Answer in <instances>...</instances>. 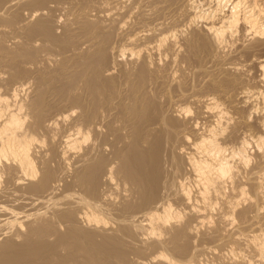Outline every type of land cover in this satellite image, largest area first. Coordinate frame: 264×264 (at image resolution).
I'll use <instances>...</instances> for the list:
<instances>
[{
    "label": "rangeland",
    "instance_id": "1",
    "mask_svg": "<svg viewBox=\"0 0 264 264\" xmlns=\"http://www.w3.org/2000/svg\"><path fill=\"white\" fill-rule=\"evenodd\" d=\"M2 1V2H1ZM10 1H13V0H10ZM9 0H0V8L1 7H4V6H6L7 4V6H9L10 4L9 3H11ZM27 1V0H26ZM25 0H23V2L22 1H20V3L18 2V4L16 3V1L14 2L15 4V7H13L12 8V10H10L9 11V13L8 12H6V14L4 15L5 17H1L0 18V23H1V25H0V27H2V26H4V28H3V31L0 29V35L2 36H4V37H0V44L2 43V45L0 46V49H1V51H0V59L2 58V57H4V58H2L1 60H0V62L1 61H3L4 63H0V76H3V77H1L0 78V84H2L3 85V87H2V85H0L1 87H0V89H2V93H4V92H7V90H10V89H12L11 87H12V83H10V82H12L13 80H12V77H14L13 79L14 80H17V81H19L20 79L22 80V79H24V81H26V80H28V79H30V80H28L26 83H28V84H26V86H25V92H24V90L20 93L22 96H24V97H22V98H20V95H19V100H23L24 102H25V105L27 106H24V108L21 110V114H22V116H23V118H24V120H25V127L28 125V127L29 128H31L32 130V132H37L36 133V141L34 142V148H33V150H32V153L33 154H31V155H33L32 156V161L34 160L35 162H33V164L35 163V165H34V167L36 168L37 166H38V169L36 168L35 170L37 171V174L36 175H39V176H36L37 177V179L36 178H34L35 180H28V182H27V180H25L24 181V183H23V185H24V187H22L23 185H21V184H16V178H18V175H20V176H22L20 173H17L16 171H15V166L14 165H12V168L10 169V171H14V172H12V173H10L9 174V176L7 175V174H3L2 176H3V178H2V176H1V178H0V185L2 184V190H1V188H0V192L2 191H4L3 193H1L0 194V201H2V204H1V202H0V206L2 205H4L5 204V206H3V207H6V205L7 206H9V207H6V208H10L11 207V209H13V210H16L15 212L17 213H19L20 214V216L22 217H24V216H26V215H30V217L31 218H29V221L30 222H34V223H36L37 224V228L39 227V229L38 230H40V228H41V230L40 231H37V233L35 234V235H37V234H39L38 232H41V231H43V233H44V229L46 230V233L45 234H43V238H42V242H43V244L45 243H47L45 246L47 247V246H49L50 248L49 249H54V253H55V255H54V253H53V251H51L50 253H48V254H46L45 255V258H42V260L43 261H41V259H39V253L38 254H36V253H34V254H36V256L34 255V256H32L31 257V260H32V262L31 263H33V264H39V261H41V263L40 264H99L98 262H96V261H90V262H88L87 261V263H86V260H89V255L90 254H87L85 251H82L81 249H78L79 247H75L74 248V245H75V243H73V242H76L77 241V239H76V237H75V235H73V234H70V224H68V223H66L65 221H63L60 217H59V213H60V211H62V213L63 212H69V211H71V210H73V205H75L76 203V205L74 206V210L76 211V212H78V213H76L75 211V213L74 214H77V215H75V217L74 218H76V216L78 217V216H81L80 214L81 213H83V212H85V207H86V205L88 204H85V203H83L82 201V205H81V203H79L80 202V200H82L84 197H86V199H88V201L89 200H91V199H93L92 201H94V198H90V195L91 194H89L88 196H89V198H88V196H87V194L88 193H90L88 190H89V188H88V186H87V188H88V190L86 189V185L84 186V185H81V184H76V182L75 183H70V181H72L73 179H74V181H75V176L74 175H76V173L75 172H77L76 170H78V169H80V164H82L83 162H81V163H78L79 162V158L81 159V160H83L84 159V155L88 152V150H91V146H93L92 148L93 149H98L99 150V148H97L95 145H93L94 143H91V140H93V142H102V140H100V139H104V140H106L107 141V143H108V145H106L105 146V150H104V152H100V150L99 151H97L96 149V151H95V154H97V156H95L94 158L95 159H98V160H96V161H98V165H104L105 167H106V165H109V164H111V163H113V162H120V159H122V158H120V157H116V156H112V158L114 159V161L112 162H110V159H112V158H110L111 157V155H115V153L117 152H119L120 150H121V148H122V150L123 149H125L126 150V152H125V154L127 155V154H129V150L131 151L130 152V154L132 153V151H133V142L134 141H132V140H135V136L136 135H133L135 132V134H137V131H136V129H129V131L130 130H132L133 131V134H131V132L132 131H130V132H127V131H123V130H119L120 131V133H119V131H118V133H119V135H118V133H115L114 131V135H112V134H110L109 136L108 135H106L107 134V131H108V129L107 130H105L104 129V131L103 132H97L98 133V136H96L95 134H97L96 132L95 133H92L91 135V138H93V139H89V143L87 142V141H81V143L79 144L80 146L78 147V149L76 148V149H70L69 151H71V155H72V158H71V155L69 154V153H67V155H69V156H66V154H65V156H66V160L63 158V155H59V153H61V151L63 152L64 150H66V147L64 146V143H63V139L65 138V136L67 135V134H69V133H71L70 131H67V129L68 128H66L68 125L70 126V125H72V126H70L69 127V129H72V128H74L75 127V124H77L78 123V120H79V118H80V116H82V115H84L85 114V110H86V108L88 107L89 108V102H90V104H91V102H92V94L86 89V84H85V82H83V80L82 79H76V81H74L75 82V84L73 83V87H72V84H69L74 78H76L75 77V74H72L71 76L70 75H66V76H70V77H63V75H61L62 73H66V72H62V71H64V68H66V66H67V69H69V68H71V66H72V68H73V70L72 69H69V72L72 70V72H78L79 71V69H80V72H82L83 70H86L85 69V66H86V68H87V65H89V63L91 64V63H93L95 60H97L100 56H97L98 55V53L97 52H100L99 51V49L100 50H104V54H102V55H104L105 56V54H106V56L108 57V60H109V63H110V61L111 62H114L115 60V58H116V53L115 52H117V51H114V52H112L114 49H118V48H120V46L122 47L123 46V44L125 45V43H127V41H126V39L131 35V34H133V32H135V33H137V29L139 28V29H141V30H139L138 29V32H140V31H142L143 33H145L147 30H151L152 32H153V29H154V32H153V34H156V32H157V34L159 33L160 34V32L162 33V32H164L165 31V28H166V31L168 30H170V28L171 29H177L179 26V28L180 29H182L183 31H182V33L178 30V32L177 33H180V34H176L174 37H172L173 38V42L171 41L172 40V38L169 40V42H168V44L169 43H172V44H176V43H178L181 39H184L183 37L185 36V38H187V37H189V36H191L192 35V33H191V35H190V32L189 31H192V32H198V30H202V28H203V23H201V25L202 26H200V23L199 24H196L195 26H190V25H188L187 24V22H188V16H191L193 13H194V10L193 9H189L188 10V8L187 7H185L184 5L186 4V6L188 5L187 3H186V1H189L190 2V0H179V1H182V3L180 2L179 3V1L178 2H176V0H173V3H174V6L172 5L173 3H172V1L171 0H167L168 2H165L166 3V5L167 6H165L164 4H162L161 3V5H160V7L159 8H161V10H159V12H155L154 14H156V15H154L153 17H154V19H155V21H154V19L152 18V17H150L152 14H150V15H147V16H142L141 15V8H143L142 6V4L141 3H145L144 5V8L143 9H145V10H148V7H149V9L151 10V5H153L154 3H156L158 0H150L151 2H149V1H143V0H104L105 1V4H103V2H102V0H50L51 2H49V0H37V1H40V3H37V4H42V8H39L40 6L38 5H33V7H32V5H29L28 4V2H26ZM30 1V0H29ZM44 1H46L45 3H46V5H44L45 3H44ZM62 1V2H61ZM70 1V2H69ZM76 1V2H75ZM80 1H81V3H80ZM83 1V2H82ZM111 1V2H110ZM114 1H116L115 3L117 4V6H116V4L115 3H113ZM133 1V2H132ZM134 1H136V3L134 2ZM142 1V2H141ZM154 1V2H153ZM156 1V2H155ZM162 1H164V0H162ZM162 1H158V2H162ZM175 1V2H174ZM192 1V0H191ZM196 2H197V4H201V5H203V3H206V4H204L203 5V7L202 8H204V9H209L211 6L214 8L215 6H217L216 4H217V2H215L214 0H195ZM200 1V2H199ZM211 1V2H210ZM213 1V2H212ZM9 2V3H8ZM24 2H26V4L24 3ZM43 2V3H42ZM57 2H58V4H57ZM66 2H68L69 4L67 5V3ZM75 2V3H74ZM78 2V3H77ZM118 2V3H117ZM127 2V3H126ZM130 2V3H129ZM137 2H138V4L140 5V6H138V4H137ZM170 2H171V8H170ZM202 2V3H201ZM209 2V3H208ZM3 3V4H2ZM22 3H24V4H22ZM34 3V2H33ZM54 3V4H53ZM60 3H62V6H63V4L65 3L66 5H65V7L63 6V8H61L62 6H61V4ZM71 3H72V5H71ZM83 3V4H82ZM113 3V4H112ZM132 3V4H131ZM147 3V4H146ZM169 5H168V4ZM176 3V4H175ZM179 5H178V4ZM212 3V4H211ZM49 4V5H48ZM51 4L54 6H51ZM78 4V5H77ZM136 4H137V6H136ZM150 4V5H149ZM180 4H181V7H179L180 6ZM196 4V3H195ZM210 4H211V6H210ZM215 6H214V5ZM25 5V6H24ZM28 7H27V6ZM58 6V9H57V6ZM70 5V6H69ZM130 5V7L132 6V8H129L128 6ZM147 5V6H146ZM183 5V6H182ZM206 5V6H205ZM6 6V7H7ZM30 6V7H29ZM44 6H46V7H44ZM48 6V7H47ZM59 6H61V7H59ZM77 8H76V7ZM80 6V7H79ZM173 6V7H172ZM22 7V8H21ZM36 7V8H35ZM38 7V8H37ZM54 9H53V8ZM74 7V8H73ZM87 7V8H86ZM91 7V8H90ZM125 7H127V8H125ZM137 7H138V9H137ZM164 7V8H163ZM165 7H166V9H165ZM176 7V9H181V11L179 10V12H178V10H176V9H172V8H175ZM179 7V8H178ZM183 7H184V9H183ZM209 7V8H208ZM210 8V9H213V8ZM226 7H227V9H226ZM47 8V9H46ZM48 8H51V9H48ZM60 8V9H59ZM69 8V9H68ZM134 8V9H133ZM140 8V9H139ZM163 8V9H162ZM187 8V9H186ZM228 8H230V5H226L221 11H218V13H219V15H223V13H224V15H225V13H227V11H229L228 10ZM25 9V10H24ZM34 9L36 10V9H39V14H38V16L40 17V18H42L43 20L45 19V20H48L49 21V23L50 24H52V25H50V26H52V28L51 29H53V27H54V29H56L57 30V33H56V30L54 31V29H53V35H54V37H55V39H59L60 38V40H55L53 37L52 38H47V37H42L43 35H41V37H40V35H39V33L38 32H36L35 34H31V36L30 35H28L29 33H30V31L28 32V30L29 29H27L28 28V26L27 25H30V26H32L34 23L36 24L37 22H38V19H40L39 17H32L33 18V20H32V18H31V15H32V13H34L35 11H34ZM42 9V10H41ZM44 9V10H43ZM82 9V10H81ZM142 9V10H143ZM165 9V10H164ZM224 9H226V10H224ZM19 11V12H14V11ZM31 10H33L34 12H32ZM48 10H50L49 12H51L50 14H48ZM58 10V11H57ZM62 10V11H61ZM71 10V11H70ZM132 10V11H131ZM136 10V11H135ZM140 10V11H139ZM170 10V11H169ZM172 10V11H171ZM174 10H175V14H174ZM188 11L189 13H187V12H185V11ZM21 11V12H20ZM27 11V12H26ZM29 11V12H28ZM30 11H31V15H30ZM40 11H41V13L42 14H44L45 12L47 13V15H50V16H47V15H45L44 14V16H46V17H42V14L40 13ZM54 11V12H53ZM91 11H93V12H91ZM129 11V12H128ZM163 11V12H162ZM177 11V12H176ZM183 11V12H182ZM224 11V12H223ZM226 11V12H225ZM57 12V13H56ZM66 12V13H65ZM135 12H136V14H135ZM140 12V13H139ZM160 12L162 13V14H160ZM166 12V13H165ZM171 14V16H173V15H176L175 16V18H174V16H173V18L172 17H170V14ZM173 12V13H172ZM184 12H185V14H184ZM192 12V13H191ZM220 12H221V14H220ZM8 13V14H7ZM19 13V14H18ZM84 13V14H83ZM90 13H92V14H90ZM133 13V14H132ZM139 14V16H138V14ZM163 13H165V15H163ZM86 14V15H85ZM132 14V15H131ZM166 14H167V16H166ZM169 14V15H168ZM173 14V15H172ZM184 14V15H183ZM188 14V15H187ZM195 14V13H194ZM193 14V15H194ZM8 15V16H7ZM17 15L18 16H20V17H17ZM24 17H22V16ZM27 15V16H26ZM85 15V16H84ZM139 17H137V16ZM158 15V16H157ZM163 17H161V16ZM16 16V17H15ZM26 16V17H25ZM55 16V17H54ZM59 16V17H58ZM87 16H90V17H87ZM91 16H93V17H91ZM134 16V17H133ZM165 16V17H164ZM169 16V17H168ZM178 16V18H177V20H176V17ZM182 16V17H181ZM184 16V17H183ZM9 17V18H8ZM21 17H22V19H24V22L25 21H27L28 19V17H29V20H32V22L30 21V23H29V21H27V22H25V23H23L24 25H19L20 24V19H21ZM131 17V18H130ZM136 17V18H135ZM140 17H142L141 18V20H140ZM146 17V18H145ZM148 17V18H147ZM157 17L159 18V17H161V20H160V18L159 19H157ZM5 20H8V21H5ZM11 18V19H10ZM31 18V19H30ZM133 18H134V21H133ZM170 18H171V20H170ZM185 18V19H184ZM22 19H21V22H23L22 21ZM63 19V20H62ZM136 19V20H135ZM143 19V20H142ZM148 19H149V21H148ZM151 19V20H150ZM157 19V20H156ZM179 19V20H178ZM187 19V20H186ZM59 20H60V22H59ZM138 20V21H137ZM147 20V21H146ZM165 20H166V22H165ZM172 20H173V23H172ZM186 20V21H185ZM136 21V22H135ZM146 21V22H145ZM153 21V22H152ZM159 21V22H158ZM161 21V22H160ZM175 21V22H174ZM56 22V24H54ZM134 22V24H132ZM140 22V23H139ZM162 22H165V23H162ZM168 22V23H167ZM187 24H185V23ZM2 23H4V25L2 24ZM29 23V24H28ZM65 25H64V24ZM142 23V24H141ZM146 23H147V25H146ZM152 23V24H151ZM157 24V26H156V24ZM160 23H162V25H160ZM170 23V24H169ZM177 23V24H176ZM182 23V24H181ZM10 24V25H9ZM22 24V23H21ZM25 24H26V26H25ZM32 24V25H31ZM54 24V25H53ZM138 24L141 26V25H143L142 27H138ZM166 24H168V26H166ZM172 24V25H171ZM175 24V25H174ZM186 25V26H184V25ZM16 25H19L18 27L16 26ZM61 25H63V26H61ZM68 25H69V27H68ZM145 25V26H144ZM151 25V26H150ZM154 25V26H153ZM179 25V26H178ZM8 28H7V27ZM61 26V27H60ZM131 26V27H130ZM137 26V27H136ZM162 26V27H161ZM177 26V28H175ZM17 27V28H16ZM26 27V29H24ZM56 27V28H55ZM59 27V28H58ZM147 27V28H146ZM151 27V28H150ZM154 27V28H153ZM155 27L157 28L156 30H155ZM168 27V28H167ZM186 29H185V28ZM188 27V28H187ZM190 27V28H189ZM7 28V29H6ZM14 28V29H13ZM21 28V29H20ZM69 28V29H68ZM131 30H130V29ZM144 28H146V29H144ZM149 28V29H148ZM164 28V29H163ZM178 28V29H179ZM196 29V30H193V29ZM199 28V29H198ZM4 29H6L5 31H4ZM65 29H67L66 31H65ZM114 29V30H113ZM123 29H124V31H123ZM133 29V30H132ZM160 29H161V31H160ZM8 30V31H7ZM11 30V31H10ZM13 30H14V32H13ZM25 30V31H24ZM103 32H102V31ZM105 30H106V32H105ZM119 30V31H118ZM184 30L187 32H184ZM1 31L3 32L2 34H1ZM18 33H17V32ZM59 31V32H58ZM123 31V32H122ZM126 31V32H125ZM145 31V32H144ZM173 31V30H172ZM97 32H99V33H97ZM114 32H116V34L114 33ZM118 32V33H117ZM142 32H140V33H138V34H142ZM200 33H201V36H203L204 37V40L206 41V42H208V40H209V36L207 37L206 36V34H204L205 32L202 30V31H199ZM5 33V34H4ZM10 33V34H9ZM55 33V34H54ZM64 33V34H63ZM99 35V38H98V40L96 39V42H95V40L94 39H92V38H94V37H96V36H98L97 34ZM110 33V34H109ZM131 33V34H130ZM183 33H186V34H183ZM242 31H240V33L234 38V40H232L231 41V43L233 44V45H231V44H229V46L226 48L225 47V49H219V50H212V48H214L215 49V47H210V45H209V47H206L207 49H209V51H211V52H209V51H207V54H206V49H205V47H200L201 48V50H200V48H199V51H198V55L197 56H191L190 55V53H189V50L187 49V47L185 46V41L186 40H184V41H180L181 42V44H180V42L177 44V46H178V50H177V46L175 45V46H173L174 48H176V49H174L173 47H172V45L170 44V45H168L167 44V46H166V49H167V51H166V49H164V53H162V56L161 55H156V54H152V56H154V57H150V59H149V62H151V61H153V63L154 62H156V61H158V62H156L155 64H153L152 63V67L155 69V66H157L156 67V69H158V67H160L159 68V70H158V72H159V75H160V77L161 78H163L164 76V80L162 79V81H167V79H168V81L166 82V84H165V82H163V84H164V88L163 89H161L158 93H157V95H156V97L157 96H159L160 94V99H159V97L158 98H155V101H154V99L152 100V101H149V103H150V105H151V108L153 109V111H154V108H155V110H157L158 108H159V106H161V108H163V109H165V110H167V112L169 111V110H171V108H172V111H170V112H168V115L171 117H177L178 119L180 118V120L181 121H184L185 123H189V121L192 123V122H195V121H199L198 123H200L199 124V126L201 127L202 126V124H203V122H207L208 123V119L204 116L203 117V115H201L202 114V112H204L205 110V108H204V106H205V103L211 98V97H213V96H215V97H217V98H223V100L221 99V101H222V103L224 104V100H225V102L227 103L226 105H225V107L227 108V109H229V111H230V109H231V111H230V113L228 114V116L230 115L231 116V149L232 148H234L235 146L237 147L238 145L237 144H240L241 142H242V140H244V139H246L248 136H249V138H251V136H258V135H260L261 133H263V128H262V122H263V118H264V82H262L261 80H262V73H261V70L259 69V65H257L258 64V61L257 60H259V57H264V48H255L254 47V49L253 48H251V47H245V46H248V45H250L251 43H252V40L250 39V37H248V38H245V37H242ZM15 34V35H14ZM18 34H19V38H18ZM25 34V35H24ZM63 34V35H62ZM96 34V35H95ZM103 34V35H102ZM130 34V35H129ZM187 34H189V35H187ZM204 34V35H203ZM10 35V36H9ZM24 35V36H23ZM93 35H95V36H93ZM108 35V36H107ZM122 35V36H121ZM129 35V36H128ZM178 35V36H177ZM179 35H183V36H179ZM14 36V37H13ZM21 36V37H20ZM57 36V37H56ZM105 38H103V37ZM109 36L111 37V38H109ZM239 36V37H238ZM6 37V38H5ZM33 37V38H32ZM34 37H35V39H34ZM63 38V40H62V38ZM101 37V38H100ZM118 37V38H117ZM152 39H153V37L152 36H150ZM3 38V39H2ZM32 38V39H31ZM39 38V39H38ZM175 38V39H174ZM242 38V39H241ZM24 39V40H23ZM48 39H49V41H48ZM112 39V40H111ZM119 39V40H118ZM239 39V40H238ZM243 40V41H241V40ZM7 40V41H6ZM22 40V41H21ZM28 40V41H27ZM33 42H32V41ZM38 41L37 42V44H35L36 46H34L33 44H34V42L36 43V41ZM91 40V41H90ZM110 40V41H109ZM115 40V41H114ZM148 40V39H147ZM177 40H178V42H177ZM236 40V41H235ZM248 40H249V42H248ZM251 40V41H250ZM2 41V42H1ZM6 41V42H5ZM18 41V42H17ZM21 41V42H20ZM56 42V43H58V44H56V43H49V42ZM86 41V42H85ZM90 41V43H88ZM94 41V42H93ZM100 41H102V42H100ZM124 43H123V42ZM126 41V42H125ZM171 41V42H170ZM176 41V42H175ZM240 41V42H239ZM246 42V45L243 47L242 46V44H244L245 42ZM119 42V43H118ZM184 42V43H183ZM243 42V43H242ZM27 43V45H25ZM33 43V44H32ZM47 43V44H46ZM61 43H62V45H61ZM85 43V44H84ZM91 43H95V45H93V44H91ZM99 44V45H97V44ZM101 43V44H100ZM115 43V44H114ZM209 43V42H208ZM23 44V45H22ZM29 44V45H28ZM31 44H32V46H31ZM55 45V46H52V45ZM90 46H94V47H89L88 45ZM104 46H103V45ZM106 44V45H105ZM110 44V45H109ZM112 44V45H111ZM121 44V45H120ZM7 47H6V46ZM57 45V46H56ZM59 45H60V47H59ZM79 45H80V47H79ZM82 45H86L85 47L87 48H85L84 46L82 47V49H81V51H80V48H81V46ZM26 46H27V48H26ZM32 48H31V47ZM53 47V49H52V47ZM63 46V47H62ZM98 47V48H96V47ZM109 46V47H108ZM114 46H116V47H114ZM118 46V47H117ZM171 46V47H170ZM180 46H182V47H180ZM4 47H6L7 48V50H6V48H4ZM18 47V48H17ZM55 47V48H54ZM68 47V48H67ZM105 47H107L106 49H105ZM113 48L112 50H107V49H110V48ZM168 47H170V48H168ZM180 47V48H179ZM25 48V49H24ZM36 48V49H35ZM57 48V49H56ZM60 48H62V50L60 49ZM67 48V49H66ZM71 48V49H70ZM83 48H84V50H83ZM88 48L90 49V48H93V50L92 51H90V52H93L94 54L92 55V57H91V59H87V57L86 56H84V58L85 59H87V61H85L86 63L88 62V64H85L83 61L81 62V63H84V64H80V63H77L78 62V60H77V58H76V61H74L75 60V57H73V55L77 52L78 54H85V55H89V53L87 52V50H88ZM102 48V49H101ZM104 48V49H103ZM172 48V49H171ZM182 48V50H180ZM204 48V49H203ZM248 48H250V49H253V50H250V49H248ZM12 49V50H11ZM41 51H40V50ZM43 49V50H42ZM52 51H51V50ZM65 51H64V50ZM74 49V51H76V52H73L72 50ZM116 49V50H117ZM169 49H171V50H169ZM68 50H70V51H68ZM82 50H83V53H81L82 52ZM86 50V52L87 53H84V51ZM95 50V51H94ZM107 50V51H106ZM119 50V49H118ZM176 52H174V51ZM204 50V51H203ZM238 50H240V51H238ZM245 50V51H244ZM23 51V52H22ZM28 51V52H27ZM60 53V55H61V57L59 56L58 58L57 57H55V56H58L59 55V53ZM62 51H64V53L62 52ZM170 51H172L173 52V54L170 52ZM180 51H182V52H180ZM184 51H186V52H184ZM200 51H203V52H205L204 54L203 53H201ZM217 51H218V57H217V55H216V53H217ZM3 52V56L1 55V53ZM9 52H11V53H9ZM20 52V53H19ZM26 52V53H25ZM52 52V53H51ZM71 52V53H70ZM72 52H73V54H72ZM109 52V53H108ZM166 52L168 53V52H170L169 54H166ZM200 52V53H199ZM216 52V53H215ZM255 52V53H254ZM258 52H259V56L257 55L258 54ZM9 53V54H8ZM25 54V55H23V54ZM39 53V54H38ZM49 53V54H48ZM56 54V55H54V54ZM66 53H67V55L69 54L71 57H69V56H67L66 55ZM77 53H76V55H77ZM113 54V55H111V54ZM114 53H115V55H114ZM174 53H175V55H174ZM188 55H187V54ZM208 53H213L215 56H214V58H215V60H214V58H213V54H211V55H208ZM222 53V54H221ZM223 53H224V55L226 56V57H224V55H223ZM225 53H227V54H225ZM229 53V54H228ZM257 53V54H256ZM34 54H36V55H34ZM48 54V55H47ZM50 54H52V55H50ZM62 54L64 55V58H66V56L67 57H69V58H74V59H71V61H69L70 62V64H68L67 65V62L68 61H65V59L63 58V56H62ZM92 53H90V55H91ZM101 54H99V55H101ZM126 54H129V53H126ZM164 54V55H163ZM170 54H172V56L170 55ZM183 54V56H181ZM220 54V55H219ZM255 54V55H254ZM45 55H47V56H49V57H46V58H43V57H45ZM110 55V56H109ZM177 55V56H176ZM202 55V56H201ZM204 55V56H203ZM208 55V56H207ZM222 55H223V57H224V59H223V57H222ZM25 56V57H24ZM34 56V57H33ZM51 56V57H50ZM54 56V57H53ZM75 56V55H74ZM113 56V57H112ZM114 56H115V58H114ZM129 56V55H128ZM128 56H126V55H124L123 57H124V59H125V57H126V61L124 60V62L122 61L123 59H122V57H121V61H119V63H124V64H121V69L124 71L125 69V72H132L133 70H134V72L136 71L137 72V70H138V72H137V74H138V76L140 75V73H142L141 74V76L139 77L141 80H139V82L140 81H142L143 79H146V81H149V79L147 78V76L148 77H150L151 78V76L153 77V75H157L158 74V72L157 73H152L153 75H151V74H148L147 72V70H149L150 72L149 73H151L152 71L154 72V69L151 67V68H149V66H148V64H149V62L148 63H144L145 61H143L144 60V57H143V55L141 54V57L143 58H141L140 56L137 58V56H136V58H135V56L134 57H128ZM158 56V57H157ZM163 56H166L167 58H165V57H163ZM168 56H171V58L170 57H168ZM188 56V57H187ZM210 56H212V58L210 57ZM227 56H229L228 58H227ZM258 58H256V57ZM31 57V58H30ZM37 57V58H36ZM40 57H41V61H40ZM110 57H112V58H114L113 60H112V58H110ZM128 57V58H127ZM159 57H161L162 58V61L160 60L161 58H159ZM175 57V58H174ZM182 57V58H181ZM222 58V61H224V62H222L221 61V58ZM254 57V58H253ZM21 58H23V59H21ZM88 58H90V57H88ZM130 58H131V60H130ZM156 58H159L158 60H156ZM165 58V59H164ZM172 58H174V59H172ZM187 58H191V59H188L187 60ZM195 58V59H194ZM256 58V59H255ZM4 59H6V61L4 60ZM15 59V60H14ZM27 59V60H26ZM52 59V60H51ZM68 58H66V60H67ZM134 59H135V61H134ZM152 59V60H151ZM154 59V60H153ZM167 59V60H166ZM178 61H177V60ZM194 59V60H193ZM213 59V60H212ZM227 59V60H226ZM9 60V61H8ZM17 60V61H16ZM45 60H48L49 62L47 63V65H46V61ZM54 60V61H53ZM59 62H58V61ZM64 60V61H63ZM89 60H92V62L91 61H89ZM128 60H130L131 61V63H129V61ZM132 60L135 62V64L137 63L138 65H139V67H138V65H137V67H136V65L134 66V62H132ZM151 60V61H150ZM160 60V61H159ZM176 61V62H178V65H177V63H175V62H173V63H175V64H173V63H171L172 61ZM199 60H201V61H199ZM203 60V61H202ZM22 63H21V62ZM24 61V62H23ZM26 61V62H25ZM28 61V62H27ZM32 62V64L34 63V64H36V61L38 62V64H36L35 66H34V64L32 65V64H30L31 62ZM34 61V62H33ZM40 61V62H39ZM42 61H44L43 63L44 64H42L41 65V67L39 66V64H41V62ZM56 61V62H55ZM73 61V62H72ZM136 61H138V62H136ZM139 61H141V62H139ZM165 61V62H164ZM169 61V62H168ZM171 61V62H170ZM182 61V62H181ZM184 61V62H183ZM196 61V62H195ZM210 61V62H209ZM214 61V62H213ZM217 61V62H216ZM221 61V62H220ZM226 61V62H225ZM228 61H230V63L228 62ZM17 62V63H16ZM54 64H53V63ZM58 62V63H57ZM68 62V63H69ZM125 62H126V64H127V62H128V64H127V66H129V64H131L129 67H127L126 65H125ZM160 62V63H159ZM199 62H201V63H199ZM216 62V63H215ZM7 63V64H6ZM25 65H24V64ZM28 63V64H27ZM56 63V64H55ZM66 65H65V64ZM75 63V64H74ZM143 63V64H142ZM161 63H163V68H162V64ZM164 63H165V65H164ZM168 63V64H167ZM170 63V64H169ZM184 63V64H183ZM213 63V64H212ZM219 65H218V64ZM257 63V64H256ZM13 64V65H12ZM30 64V65H29ZM60 64H61V66H60ZM72 64V65H71ZM77 64V65H76ZM112 64V63H111ZM140 64H142L141 66H140ZM145 64L147 65V67H145ZM160 64V65H159ZM224 64V65H223ZM225 64H226V66H225ZM227 64H228V66H227ZM3 65V66H2ZM58 65H59V67H61V68H59L58 67ZM70 65V66H69ZM84 65V66H83ZM124 65L128 68V69H130L131 67L133 68H131L130 70H128L126 67L124 68ZM159 65V66H158ZM167 65H169V67L167 66ZM230 65V66H229ZM6 66H8V67H6ZM46 66V67H45ZM74 66V67H73ZM76 66V67H75ZM171 66V67H170ZM174 66V67H173ZM178 66V67H177ZM182 66V67H181ZM211 66H212V68H211ZM6 67V68H5ZM13 69H12V68ZM29 67V68H28ZM64 67V68H63ZM79 67V68H78ZM83 67V68H82ZM135 67V68H134ZM165 67V68H164ZM168 67V68H167ZM177 67V68H176ZM214 67V68H213ZM229 67V68H228ZM230 67L232 68V69H230ZM2 68V69H1ZM15 68V69H14ZM17 68V69H16ZM38 70H37V69ZM40 68H41V70L43 71V72H41L40 71ZM51 68V69H50ZM58 68V69H57ZM138 68V69H137ZM142 68H144V69H142ZM171 68V69H170ZM227 68V69H226ZM235 68V69H234ZM47 69V70H46ZM74 69H76V70H74ZM82 69V70H81ZM140 69H142V70H140ZM145 69H146V71H145ZM153 69V70H152ZM165 69H168V70H166L165 71ZM231 70V71H229V70ZM11 70V71H10ZM30 70H31V72L32 73H30ZM34 70V71H33ZM39 73L38 75L37 74H34V73H37L36 71ZM78 70V71H77ZM128 70V71H127ZM15 71V72H14ZM40 71V72H39ZM46 71V72H45ZM50 71V72H49ZM54 71V72H53ZM58 71V72H57ZM140 71V72H139ZM143 71H145V72H143ZM164 71V72H163ZM168 71V72H167ZM172 71H173V73H172ZM175 71H176V73H175ZM3 72V73H2ZM29 72V73H28ZM49 72V73H48ZM56 73V75L54 74V75H52V74H50V73ZM62 72V73H61ZM155 72H156V70H155ZM161 72V73H160ZM165 72H167V73H165ZM169 72L170 73H172V74H169ZM41 73V74H40ZM165 73V74H164ZM7 76H5V75ZM10 74V75H9ZM13 74V75H12ZM14 74L15 75H17L16 77L14 76ZM29 74H31V75H29ZM34 74V75H33ZM44 74V75H43ZM46 74V75H45ZM49 74V75H48ZM58 74V75H57ZM60 74V75H59ZM146 74H148V75H146ZM9 75V76H8ZM22 76V78H21V76ZM33 75V76H32ZM39 75H41V77H46V76H48V77H46L47 79H48V82H46L45 80H47V79H44V78H42V81H41V79H40V76ZM77 75H79L78 73H77ZM76 75V76H77ZM146 75V76H145ZM170 75V76H169ZM174 75H176V76H174ZM184 75V76H183ZM20 76V77H19ZM50 76V77H49ZM57 77V80H56V77ZM60 76H62V77H60ZM120 76V77H119ZM168 76V77H167ZM5 77V78H4ZM8 77H10V78H8ZM33 77V78H32ZM52 77H54L55 79H53L52 80ZM59 77V78H58ZM73 79H72V78ZM116 77H117V82H118V85H120L121 86V84L123 85L124 83H125V81H124V78H123V75L122 74H116ZM146 77V78H145ZM171 77V78H170ZM175 77V78H174ZM18 78H19V80H18ZM28 78V79H27ZM33 79V82H32V79ZM62 78H65V79H63V80H61ZM66 78H68V79H70V81L68 80V79H66ZM173 78H174V80H173ZM178 78H180L179 80H180V82L178 83ZM4 79V80H3ZM59 79V80H58ZM72 79V80H71ZM166 79V80H165ZM1 80H3V83H2V81ZM6 80V81H5ZM8 80H10V81H8ZM20 80V81H21ZM35 80H37L36 82H35ZM43 80L45 81V82H43ZM62 82H61V81ZM78 80V81H77ZM173 80V81H172ZM176 80H177V82H176ZM186 80V81H185ZM23 81V80H22ZM58 81H60V82H58ZM65 81H67V82H65ZM175 81V82H174ZM185 81V82H184ZM5 82H7V83H9V87H8V85H6V83ZM14 82H16V81H14ZM39 82H42V83H39ZM54 82V83H53ZM56 82H58V84L56 83ZM63 82L64 83H68L70 86H67L66 88H67V90H63V89H61V87H62V85H63ZM77 82V83H76ZM171 82V83H170ZM262 82V83H261ZM25 83V82H24ZM61 85H60V84ZM79 83V84H78ZM84 83V84H83ZM147 83H149V82H146V84ZM167 83H169V84H167ZM40 84V85H39ZM57 85V87H58V89L56 90V85ZM80 85V86H77V85ZM83 84V85H82ZM178 84V85H177ZM184 84V85H183ZM4 85H6V86H4ZM29 87H28V86ZM34 85V86H33ZM48 85V86H47ZM180 85H183V86H180ZM60 86V87H59ZM75 86V87H74ZM124 86V85H123ZM122 86V87H123ZM148 86V85H147ZM167 86H168V88H167ZM172 86V87H171ZM180 86V87H179ZM5 87H7V89H5ZM55 87V88H54ZM85 87V88H84ZM176 87H178V88H176ZM186 87V88H185ZM29 88V89H28ZM69 88H70V91H69ZM77 88V89H76ZM166 88H167V90H166ZM28 89V90H27ZM54 89V90H53ZM59 89H61V91H63L64 93H62ZM5 90V91H4ZM58 90L60 91V92H58ZM182 90V91H181ZM186 90V91H185ZM11 91V90H10ZM28 91V92H27ZM39 91V92H38ZM85 91H86V93H85ZM165 91L167 92V91H169V92H167L168 93V95H167V93H165ZM9 92V91H8ZM55 92V93H54ZM163 92V93H162ZM171 92V93H170ZM241 92H244V93H241ZM60 93V94H59ZM72 93V94H71ZM75 93L77 94V95H75ZM89 93V95L87 96L86 94H88ZM160 93V94H159ZM164 93L166 94V95H164ZM170 93V94H169ZM28 94V95H27ZM64 96H63V95ZM81 94V95H80ZM91 94V95H90ZM230 94V95H229ZM262 94V95H261ZM35 95H37V96H35ZM70 95V96H69ZM73 95V96H72ZM229 95V96H228ZM59 96H61V97H59ZM76 96L78 97V99L76 98ZM166 96V97H165ZM198 98H197V97ZM209 96V97H208ZM226 96H227V98L228 99H230V100H228L227 98H226ZM263 96V97H262ZM59 97V98H58ZM70 97V98H69ZM74 99H73V98ZM82 97V98H81ZM89 97V98H88ZM163 97H164V99H163ZM231 97V98H230ZM249 97V98H248ZM254 97H255V99H254ZM170 98V99H169ZM174 98V99H173ZM197 98V99H196ZM207 98H208V100H207ZM225 98V99H224ZM243 98V99H242ZM260 98V99H259ZM27 99V101H25V100ZM38 99H40V100H38ZM73 99V101H71ZM81 99V100H80ZM89 99H90V101H89ZM159 99V100H158ZM168 99V100H167ZM177 99V100H176ZM200 99V100H199ZM227 99V100H226ZM18 100V99H17ZM18 100V101H19ZM60 100V101H59ZM69 100V101H68ZM78 100V102H76V101ZM170 100V101H169ZM176 100V101H175ZM200 101V102H202L201 104H200V102H198V101ZM205 100V101H204ZM207 100V101H206ZM35 101V102H34ZM41 101V102H40ZM56 101V102H55ZM62 101H63V103H62ZM157 101V102H156ZM164 101V102H163ZM167 101V102H166ZM171 101H172V104H171ZM229 101H231V103L229 102ZM246 101V102H245ZM67 102V103H66ZM75 102H76V104H75ZM85 102V103H84ZM152 102V103H151ZM160 102V103H159ZM167 104H166V103ZM169 102V103H168ZM196 102H197V104H196ZM205 102V103H204ZM38 103H39V105H38ZM50 103V104H49ZM62 103V104H61ZM65 103V104H64ZM70 103V104H69ZM157 105H159V106H157ZM204 103V104H203ZM230 103V104H229ZM65 106H64V105ZM72 104V105H71ZM75 104V105H74ZM86 104H88V106L86 105ZM153 104H155V105H153ZM168 104H170V106L168 105ZM175 104H176V106H175ZM203 104V105H202ZM60 105V106H59ZM63 105V106H62ZM84 105V106H83ZM86 105V106H85ZM167 105H168V107H167ZM178 105H180L181 107H179ZM202 105V106H201ZM29 106H31V107H29ZM58 106V107H57ZM75 106V107H74ZM80 106V107H79ZM153 106H154V108H153ZM157 106V107H156ZM163 106V107H162ZM166 106V107H165ZM173 106H175V108L173 107ZM230 108H229V107ZM34 109H33V108ZM56 107H57V109H56ZM73 107V108H72ZM179 107V108H178ZM200 107V108H199ZM27 108V109H26ZM38 109V110H36V109ZM47 108V109H46ZM82 108L83 109H85V110H82ZM88 108H87V111H88ZM167 108V109H166ZM176 108H178V109H184L183 111H182V115L181 114H178V113H174V111L175 110H177ZM204 108V109H203ZM29 109V110H28ZM31 109V110H30ZM49 109H51V110H49ZM62 109V110H61ZM75 109V110H74ZM80 109V110H79ZM90 109V108H89ZM173 109H174V111H173ZM200 109V110H199ZM28 110V111H27ZM49 110V111H48ZM82 110V111H81ZM203 110V111H202ZM26 111V112H25ZM46 113H45V112ZM112 111V110H111ZM152 111V112H153ZM44 112V113H43ZM50 112V115L48 114ZM52 112V113H51ZM174 114H173V113ZM201 112V113H200ZM23 113H25V114H23ZM84 113V114H83ZM40 114V115H39ZM46 114V115H45ZM48 114V115H47ZM171 114V115H170ZM57 115V116H56ZM68 115V116H67ZM175 115V116H174ZM184 115V116H183ZM64 116H65V118H64ZM79 116V117H78ZM189 116V117H188ZM202 116V117H201ZM39 117V118H38ZM40 117L42 118V119H40ZM56 117H59V118H56ZM62 119H61V118ZM55 118V119H54ZM64 118V119H63ZM75 118V119H74ZM78 118V119H77ZM117 118H119V117H116V118H111L110 120H113L111 123H113L114 121L116 122L115 124L116 125H118V126H121V124H122V121H120L119 119H117ZM202 118H203V120H202ZM40 119V120H39ZM53 119H54V123L52 122L53 121ZM57 119H58V121H57ZM69 119V120H68ZM77 119V120H76ZM197 119V120H196ZM201 121H200V120ZM205 119H207V120H205ZM49 120H51V121H48ZM74 120V121H73ZM76 120V121H75ZM118 122H121V123H118ZM42 122L43 124H42V128H40L39 130L37 129V126H38V124H39V122ZM47 122V124H46V122ZM55 121H56V123H55ZM67 121V122H66ZM75 122H77V123H75ZM44 123H45V126H44ZM72 123V124H71ZM118 123V124H117ZM202 123V124H201ZM34 124V125H33ZM49 124V125H48ZM63 124V125H62ZM67 124V125H66ZM74 124V125H73ZM51 125V126H50ZM54 125H56V126H54ZM114 127L116 126V125H114V123L112 124ZM65 126V127H64ZM118 126H116L117 127V129H118ZM44 127H45V129H44ZM50 127V128H49ZM48 128V129H47ZM54 128V129H53ZM56 128V129H55ZM58 128V129H57ZM64 128V129H63ZM37 129V130H36ZM50 129V130H49ZM52 129V130H51ZM84 129V128H83ZM121 129V128H120ZM34 130V131H33ZM60 130H62V131H60ZM134 130H135V132H134ZM39 131V132H38ZM46 131V132H45ZM54 131V132H53ZM56 131V132H55ZM122 131H123V133H122ZM189 131V133H191V135H194V132H192V130H188ZM35 132H34V134H35ZM61 132V133H60ZM68 132V133H67ZM105 132V133H104ZM127 132V133H126ZM51 133V134H50ZM54 135H53V134ZM59 133H60V135H59ZM112 133V132H111ZM122 133V134H121ZM126 133V134H125ZM128 133H130V134H128ZM246 133V134H245ZM38 134V135H37ZM45 134V135H44ZM56 134H58V135H56ZM108 134H109V132H108ZM116 134H117V136H120L119 138H117L116 137ZM245 134V135H244ZM252 134V135H251ZM48 135V136H47ZM100 135L102 136V138L100 137ZM126 135H129V136H126ZM131 135H133L132 137H133V139H132V137H131ZM251 135V136H250ZM63 136V137H62ZM94 136V137H93ZM112 136H113V138H112ZM121 136H122V138H121ZM53 137H55V138H53ZM58 137V138H57ZM96 137V138H95ZM98 137H99V140H96V139H98ZM130 138V139H128V138ZM164 137V138H163ZM194 137H195V135H194ZM194 137H192V138H194ZM49 138H50V140L53 138V140H49ZM106 138H108V139H106ZM117 138V139H116ZM121 138V139H120ZM160 139H163V140H161L160 141V139H158L159 140V142H158V140H156V142L155 143H162V146H163V148L161 147L160 149V151H161V153L163 154V153H165L166 154V150L168 149H166V147H168V140L165 138V136H161V137H159ZM243 138V139H242ZM39 139V140H38ZM120 139V140H119ZM129 140L128 142H127V140ZM165 139V140H164ZM248 139V138H247ZM54 140H56L55 142H54ZM61 142H60V141ZM113 142V144H114V146H113V144H112V142ZM116 142V144L118 145H122V147H120V146H118L117 147V145L115 144V142ZM122 140H125V141H123L124 142V144L121 142V143H119V141H122ZM249 140V139H248ZM109 141V142H108ZM241 141V142H240ZM50 142H51V144H50ZM164 142H166V144L164 143ZM52 143H53V145H52ZM157 143V144H158ZM88 144V145H87ZM125 144H127V146L125 145ZM159 144V145H160ZM164 144V145H163ZM50 145V146H49ZM60 145H63V146H60ZM97 145H98V143H97ZM132 146V147H130V146ZM166 145V146H165ZM250 145V146H249ZM249 149H248V151L246 152V153H248L247 154V157H246V161L245 160H242L241 158H239V156H236V157H232L231 159H232V161H231V164L234 166L233 167V172H232V174H234V173H236V175H232L233 176V178H232V176H231V192L230 191H228L227 189L229 188L227 185H226V187H224V190H225V192L227 193V195H226V197L224 196V197H221L220 195H215L214 193H209V194H207V196H202V194H199V193H201V191H203V190H201V188H199V187H202V184H200V185H198V182H196V180L194 181V179L192 180V178H194V176L192 175H190V174H188L187 176L189 177V175H190V177L191 178H188V180H187V184H188V186H189V188L190 189H192L191 191H192V198H194L195 200H193L194 201V203L192 202L191 204L193 205V204H195V205H197V207L198 208H202V207H204L205 205H207V203H209V204H211V205H209L210 206V208L207 210V212H204V210H203V212H204V214H202V216H205L206 218L204 219H202L201 217L199 218V216L197 215V213L195 214L194 212H192V210L190 209V211H188L187 210V208H185V209H183L185 206H183V205H181V201H180V199H181V197H179V196H176L177 198H179V199H177L176 197V199L177 200H179L180 201V203L179 204H177L179 201H177L176 199H173L172 198V203H173V205L176 203V207L175 208H178L177 206L179 205V208L181 209V211H182V215L183 216H187V218H188V220L185 218L184 220V222L186 223V221H187V223L189 222V219H191L190 220V222H194V223H190L189 222V225L188 226H190L191 224L193 225V224H196V226H197V222L199 223L198 224V226H199V228H197L196 226V228L194 227V225L193 226H190V229L191 228H193V232H191V230H186V229H184V234L186 235V233H187V236H185L184 234L181 236V237H179V239L181 240V242L179 243V241L180 240H178L177 238H178V236L176 237V235L178 234V233H176V229L178 230V227H177V223H175V227H177V228H175V227H173V226H169L170 224L171 225H174V224H172L173 223V221H172V223H168L169 225H167V224H163V223H161V225L163 224V226H161V229H162V231H161V229H160V226H158L157 224L155 225V227L158 229L156 232L159 234V232H160V236L157 234V236L158 237H160L161 239L163 238V241L159 238V239H157L158 237L156 236V234H148V233H151L150 231H146L147 232V234L148 235H145V237L147 238V239H145V237H144V239H143V241H144V245H143V242L142 241H140V240H138L137 239V236H135L136 238H134L135 240H133V238H129V237H125V239H127V241H128V244H132V243H134L135 241L137 242L136 244H137V246H136V248H139V249H141V251H142V253H140L141 251H139V253H140V255H138V253H134L133 254V256H130V255H132V253L131 252H129V255L127 254V256H128V258H127V256H126V254H125V257L124 258H126V259H118L116 262H119L118 264H120L121 262H123V263H121V264H131V263H136V264H141V259L142 258H154L155 256H157L158 254H159V251L160 252H164L165 250V252H166V254H170L169 256L170 257H174L175 259H182V257L184 256L185 258H186V256H188L187 258H190V260H192V262L194 263L195 262V264H222L223 263V261H221V260H223V258H221V257H223L224 256V262L225 263H223V264H228L229 263V261H230V254H231V256L232 255H234V254H236L237 253V255H238V253H239V256H242V257H246V256H248V257H246L245 259L248 261V259H249V261H253V260H255V258H253L254 257V252H253V248L251 247V246H249V243H247V241H248V238L250 237V236H254L255 234L256 235H260V234H258V232L259 233H261V234H263L261 231H263L264 232V208H262V207H264V198L261 196V194L264 196V186H263V184H264V159H262V158H264V147H258L259 148V150H258V148L257 147H253V146H255V145H253L252 144V146H251V143H249ZM50 148H49V147ZM57 146H58V148H60V149H58L57 148ZM82 146H84V147H82ZM123 146H124V148H123ZM126 146V147H125ZM165 146V147H164ZM63 148V150H62V148ZM81 147V148H80ZM89 147V148H88ZM95 147V148H94ZM108 147L110 148V149H108ZM116 147V148H115ZM119 147H120V149H119ZM160 147V146H159ZM35 148H37V149H35ZM41 148V150H39V149ZM47 148H49V149H51V148H53V149H51V152H49V149H47ZM80 148V149H79ZM83 148V149H82ZM112 148L115 150V151H113L112 150ZM128 148V149H127ZM43 149V150H42ZM56 149H58V151L56 150ZM81 149H82V151H85V152H83L82 154H81ZM117 149V150H116ZM164 149H165V151H164ZM38 150V151H37ZM77 150H79V153H80V155H81V157H75L76 155L78 156L79 155V153H78V151ZM87 150V151H86ZM107 150H109V151H111V152H107ZM119 150V151H118ZM44 151V152H43ZM53 151V152H52ZM57 153H56V152ZM77 151V152H76ZM101 151H103V149H101ZM36 152H38V153H36ZM46 152L47 153H49V154H47L48 155V157H47V155H46ZM74 152H76L75 154H74ZM107 152V153H106ZM100 153H102V155H98V154H100ZM113 153V154H112ZM38 154V155H37ZM43 154V155H42ZM52 154V155H51ZM62 154V153H61ZM104 154L107 156V157H105L104 156ZM110 154V156H108V155ZM165 154H163L164 155V157H165ZM46 155V156H45ZM59 155V156H58ZM79 155V156H80ZM45 157H47V158H45ZM96 157H98V158H96ZM103 159H102V158ZM114 157H116V158H114ZM34 158H36V159H34ZM39 158V159H38ZM59 158V159H61V160H57V159ZM76 158V159H75ZM99 158H101L103 161H101V159H99ZM40 159H43L44 160V162L42 161V163L44 164H41V161L39 162V160ZM63 159V160H62ZM69 159H73V161H69ZM75 159V160H74ZM116 159V160H115ZM46 160V161H45ZM57 160V161H56ZM65 160V161H64ZM100 160V161H99ZM109 160V161H108ZM118 160V161H117ZM49 163H48V162ZM62 161L63 162H65V164L63 163L62 164ZM75 161V162H74ZM95 161V162H96ZM104 161H106V162H108V163H106V164H104L105 162ZM9 162H11V164H12V161H9ZM72 164H71V163ZM76 162H77V164H76ZM88 162V161H87ZM101 162V163H100ZM116 163V165L114 164V166H115V168H118V171H114L115 173L113 174V177H114V179L113 180H115L116 182L114 183V181L112 180L111 182L110 181H108L106 178H104V176H103V174L105 173V167L103 168V166H102V168L103 169H93L94 170V172L92 173V176H94V177H92V179H90V181H95L96 180V184H97V197H98V199H102V197H103V199L104 200H107V201H104L103 199L101 200L102 201V207L100 208V210H99V215H100V217L101 218H103V220L106 222L107 221V224H105L107 227H106V229L107 230H105V232L107 233V234H109L110 236H112L113 234L114 235H118L119 233H117V232H120V228L122 227V226H130L129 224H127L126 223V221H129L130 222V220H125V222L123 223V219H126V218H128V219H132L131 217H129L130 215H132V213H128V212H126L125 213V207H124V205H125V202H127V203H130V202H133L134 203V205L136 204L137 205V208H135V210H134V213H133V216H138L136 219H138L137 221V223L135 222V224L137 225H140V224H142L143 222H145L144 220L145 219H143L144 217H143V215H142V213H141V211H144L143 209H145L146 208V205H147V203H142L141 201H139L140 200V198H138V195H134L133 194V187H132V185H131V183L130 182H128V180H127V182H126V180H124V178L121 176V175H116V174H119V170L121 169V164L120 163ZM123 162V161H122ZM40 165H39V164ZM47 163H48V165H47ZM58 163V164H57ZM60 163V164H59ZM4 164H6L5 162L2 164L1 163V165L4 167V166H6V167H8V166H10L9 164H8V166H7V164L6 165H4ZM37 164V165H36ZM54 164V165H53ZM62 164V165H61ZM67 164H69V166L67 165ZM41 165H43L42 166V168H41ZM59 165V166H58ZM72 167H71V166ZM75 165V169L76 168H78V169H74V166ZM76 165L78 166V167H76ZM92 165V164H91ZM118 165H120V166H118ZM0 167V169H2L3 167ZM53 166H55V167H53ZM85 165H83V167H84ZM86 166H87V168L90 166V164H89V162H88V164H86ZM118 166V167H117ZM11 167V166H10ZM14 167V168H13ZM44 169L45 167H47V170H46V168L43 170V171H41V169ZM44 167V168H43ZM55 168V169H54ZM66 168V169H65ZM71 168V169H70ZM82 168V167H81ZM8 170H9V168H7ZM7 169L4 167L2 170H6L5 172H7ZM74 169V170H73ZM89 169V168H88ZM167 169V168H166ZM49 170V171H48ZM54 170V171H53ZM64 170H65V172H64ZM67 170V171H66ZM103 170V171H102ZM114 170H116V169H114ZM235 170V171H234ZM9 171V172H10ZM72 171V172H71ZM74 171V172H73ZM42 172V173H41ZM43 172H44V175L47 177V182L45 183V185H43L42 186V184H44V183H42L41 181H42V179H44V175L42 176L41 174H43ZM52 172V174H50ZM57 172H59V173H57ZM69 172H71L72 174L71 175H69L70 173ZM104 172V173H103ZM188 172V171H187ZM40 173V174H39ZM64 173V174H63ZM101 173V174H100ZM17 174V175H16ZM251 174H255L254 176L253 175H251ZM4 175H5V177H4ZM10 175H11V178H13V180L15 181H11L12 179H10ZM41 175V176H40ZM55 175H57V176H55ZM63 175V176H62ZM116 177H115V176ZM261 175H262V177H261ZM16 176V177H15ZM19 176V177H20ZM62 176V177H61ZM71 177V179H70V177ZM117 176H118V178H117ZM258 176H260V177H258ZM41 177H42V179H41ZM52 177V178H51ZM97 177V178H96ZM168 177H170L171 178V176H168ZM178 177V175L177 176H175V178H177ZM235 177V178H234ZM15 178V179H14ZM63 178V179H62ZM66 178V179H65ZM104 178V179H103ZM116 178V179H115ZM256 178V179H255ZM260 178V179H259ZM41 179V180H40ZM99 179V180H98ZM191 179V180H190ZM255 179V180H254ZM259 179V180H258ZM55 180H57V181H55ZM60 180H62V181H60ZM67 180V181H66ZM104 180H106V181H104ZM121 180L122 181H124V182H121ZM251 180V181H250ZM252 180H254V181H252ZM262 182H261V181ZM10 182V184H9V182ZM39 181L41 182L40 184H39ZM52 181V182H51ZM68 183V185H67V183ZM73 181V182H74ZM99 181H101V183L99 182ZM104 181V182H103ZM120 181V182H119ZM194 181V182H193ZM259 182V183H256V182ZM112 182H113V184H112ZM189 182V183H188ZM251 182V183H250ZM261 182V183H260ZM8 183V184H7ZM31 183V184H30ZM100 183V184H99ZM105 185H104V184ZM118 183H121L120 185L118 184ZM123 183V184H122ZM127 183V184H126ZM194 183V184H193ZM16 184V185H15ZM28 184H30V185H28ZM33 184V186H31ZM35 184V185H34ZM73 186H72V185ZM93 184H95V183H93ZM116 184H118V185H116ZM125 184V185H124ZM229 184V183H228ZM255 184H257V187H256V185ZM260 184V185H259ZM3 185H6V187H4ZM15 185V186H14ZM18 185H19V187H18ZM81 185V186H80ZM100 185V186H99ZM112 185H116L115 187L116 188H113L114 186H112ZM9 186H11V187H9ZM13 186H14V188H13ZM29 186V187H28ZM67 186V187H66ZM70 186H72V188H74L75 187V191L74 190H72V188H70ZM83 186V187H82ZM101 186H102V188H104V189H102L101 188ZM117 186H118V188H117ZM123 186V187H122ZM126 186V187H125ZM191 186V187H190ZM197 186V187H196ZM240 186V187H239ZM260 186V187H259ZM262 186V187H261ZM7 187H8V189H7ZM18 187V188H17ZM51 187H53V188H51ZM60 187V188H59ZM78 187V188H77ZM228 187V188H227ZM259 187V188H258ZM4 188V189H3ZM10 188V189H9ZM16 188V189H15ZM22 188V189H21ZM31 188V189H30ZM36 188V189H35ZM38 188H39V190H38ZM42 188V189H41ZM48 188V189H47ZM56 190H55V189ZM58 188V189H57ZM79 188H80V190H79ZM101 190H100V189ZM129 188V189H128ZM131 188H132V190H131ZM236 188H239V189H236ZM263 188V189H262ZM14 189V190H13ZM25 189V190H24ZM33 189V190H32ZM52 189V190H51ZM67 189V190H66ZM79 191H78V190ZM111 189V191H110V193H109V195L111 194V196H112V198H109L110 196L108 195V192H109V190ZM126 189H128V190H126ZM197 189V190H196ZM199 189V190H198ZM236 189V190H235ZM244 189V190H243ZM10 190V191H9ZM19 190H21V191H19ZM45 190V191H44ZM47 190V191H46ZM69 190V192H67ZM77 190V191H76ZM82 190V191H81ZM98 190H99V192H98ZM107 191V193H106V191ZM237 190H240V191H237ZM258 190V191H257ZM260 190V191H259ZM12 191V192H11ZM16 191H17V193H18V195H17V193H16ZM19 191V192H18ZM32 191H34V192H32ZM52 191L54 192V193H52ZM55 191H56V193H55ZM73 192V194H74V192L76 193L75 195H73L74 197H71L72 195H70L71 194V192ZM200 191V192H199ZM263 191V192H262ZM15 192V193H14ZM24 192V193H23ZM28 194V192H31V194H29L28 196L26 195V193ZM66 192H67V194H66ZM79 192V194L77 195V193ZM83 194V192H84V194L86 195H82L81 193ZM103 194V192H105L104 193V195H106L105 196V198H104V195L102 196L101 195V193ZM129 192V193H128ZM131 192V193H130ZM230 192V193H229ZM262 192V193H261ZM19 193H21L20 195H19ZM22 193H23V195H22ZM35 193V194H34ZM46 193V194H45ZM52 193V194H51ZM69 193V194H68ZM87 193V194H86ZM225 193V194H226ZM241 193V194H240ZM244 193V194H243ZM6 194V195H5ZM11 194V198H10V196L8 197V195H10ZM13 194V195H12ZM36 194H38V195H36ZM42 194V195H41ZM50 194V195H49ZM80 194H81V198L79 197L80 196ZM131 194V195H130ZM133 194V195H132ZM228 194H229V196H228ZM230 194H231V196H230ZM261 196L260 198H259V196ZM7 197V198H5V196ZM16 195V196H15ZM31 195V196H30ZM34 195V196H33ZM36 195V196H35ZM48 195V196H47ZM54 195H57L56 197L54 196ZM60 195V196H59ZM68 195H70L68 198H65V197H67ZM119 195V196H118ZM130 195V196H129ZM199 195V196H198ZM201 195V196H200ZM21 196V197H20ZM23 196V197H22ZM25 196V197H24ZM41 196H44V197H41ZM47 196V197H46ZM52 196V197H51ZM78 198H77V197ZM101 196V197H100ZM107 196H108V198H107ZM15 197V198H14ZM19 197H20V199H19ZM27 197V198H26ZM41 197V198H40ZM46 197V198H45ZM48 197H51V198H48ZM61 197V198H60ZM65 199H64V198ZM113 197L116 199H113ZM125 197H127L126 198V201H125V199H123V198H125ZM130 197V198H129ZM135 197V198H134ZM198 197V198H197ZM207 197V198H206ZM229 197H231V216H229V214L227 215H225V216H223V214H225V211L227 210L228 212H229V209H226V206H225V202L224 201H227L228 199H229ZM10 198V199H9ZM17 198V199H16ZM33 198V199H32ZM37 198V199H36ZM55 198V199H54ZM58 198V199H57ZM69 198H71V200L69 199ZM74 198H77L76 200H74L73 201V199ZM119 198H120V200H119ZM223 198H225V200L223 199ZM227 198V199H226ZM16 199V200H15ZM26 199V200H25ZM32 199V200H31ZM49 199H50V201H49ZM63 199V200H62ZM111 199V200H110ZM121 199H123L124 201H123V203H122V201H121ZM14 200H15V203H14ZM18 200V201H17ZM22 200H24V201H22ZM34 200V201H33ZM58 200V201H57ZM60 200H62V201H60ZM109 200L112 202H109ZM113 200V201H112ZM115 200V201H114ZM119 200V201H118ZM200 200V202H198ZM223 200V201H222ZM263 202H262V201ZM3 201H5V202H3ZM17 201V202H16ZM33 201V202H32ZM40 201V202H39ZM57 203H56V202ZM67 201V202H66ZM71 201H72V203H73V205L71 206L70 204H71ZM76 201H78V202H76ZM116 201H118V202H116ZM121 201V202H120ZM138 201V202H137ZM196 201V202H195ZM10 202V203H9ZM13 202V203H12ZM26 202V203H25ZM37 202V203H36ZM50 202V203H49ZM55 202V203H54ZM62 202V203H61ZM107 202V203H106ZM115 202L117 203V204H115ZM140 202L142 203V204H140ZM237 204H236V203ZM239 202V203H238ZM12 203V204H11ZM35 203V204H34ZM48 203V204H47ZM70 203V204H69ZM108 203H109V206L107 207L106 205H108ZM111 203V204H110ZM115 204V206H114V204ZM123 205H122V204ZM126 203V204H127ZM232 203H234V204H232ZM23 204V205H22ZM60 204H62L61 206H60ZM82 206H80V205ZM103 204H104V207H103ZM120 206H119V205ZM145 205V208H144V205ZM191 204H190V206H191ZM235 204L237 205L236 207H233V206H235ZM262 204V205H261ZM38 205V206H37ZM49 205H51V207L49 206ZM56 207H54V206ZM57 205H58V207H57ZM70 205V206H69ZM85 205V206H84ZM181 205V206H180ZM223 205V207H222V209H221V206ZM1 206V207H2ZM15 206V207H14ZM26 206V207H25ZM67 208V211H66V208ZM68 206V207H67ZM106 206V207H105ZM114 206V207H113ZM117 206H119V208L117 207ZM124 207V209H122L123 207ZM126 206H128V205H126ZM183 206V207H182ZM202 206V207H201ZM224 206H225V209H223L224 208ZM1 207H0V210H1ZM24 207V208H23ZM54 207V208H53ZM63 207V208H62ZM70 207V209L68 210V208ZM80 207V208H79ZM122 207V208H121ZM49 208V209H48ZM76 208H79V209H76ZM102 208H103V210H102ZM107 208V209H106ZM109 208H111L110 210H113L112 212L109 210ZM118 210H117V209ZM143 208V209H142ZM40 209V210H39ZM180 209H178V211L181 213V211H180ZM21 210V211H20ZM52 210V211H51ZM60 210V211H59ZM77 210H79V211H77ZM80 210H82V211H80ZM102 210V211H101ZM106 210H107V212H106ZM110 211V213H108L109 211ZM115 210V211H114ZM123 210V211H122ZM220 210H221V212H220ZM223 210H225V211H223ZM1 211H3V210H1ZM0 211V213L2 214V212ZM27 211H29V213L27 212ZM43 211V212H42ZM48 211V212H47ZM103 213H101V212ZM119 211V213H117ZM187 211V212H186ZM223 211V212H222ZM38 213V214H35V213ZM54 212V213H53ZM116 214H115V213ZM121 212L123 213H125V215H124V218H122L123 217V215L121 216ZM188 214H186V213ZM191 212V213H190ZM210 212V213H209ZM42 213V214H41ZM56 213V214H55ZM107 213V214H106ZM123 213V214H124ZM0 214V216H2ZM18 214V215H19ZM106 214V215H105ZM109 214L110 215H112L113 216V219H111L110 220V218L112 217H110L109 216ZM119 215L120 217H118V216H116V215ZM185 214V215H184ZM207 214H209V215H207ZM4 215V214H3ZM45 215V216H44ZM104 215L107 217V218H109V219H107L106 217H104ZM207 215V216H206ZM211 215V216H210ZM20 216H18L19 218H21ZM36 216V217H35ZM135 216V217H136ZM185 216V217H186ZM221 216V217H220ZM226 216H228V217H226ZM116 217H118V218H116ZM126 217V218H125ZM135 217L133 218V219H135ZM219 217V218H218ZM223 217V218H222ZM5 218V217H4ZM7 218V217H6ZM40 218V219H39ZM42 218V219H41ZM48 218V219H47ZM105 218V219H104ZM119 218H121V221H116V220H118ZM140 218H142L143 220V222L141 221V220H139ZM225 218V219H224ZM34 219V220H33ZM44 219V220H43ZM55 219V220H54ZM58 219V220H57ZM79 218H76V220L74 219V223H75V226H78L77 227V229L78 230H80L81 228H82V233H84V234H89V236H92V239H93V241L94 240H96V237H97V241H95V242H97V244H100L102 241H104V237L105 236H108V235H106V234H102V233H100L101 231H98V230H100V229H98V228H96L95 226H89V225H86L84 222H81L82 220L80 219V220H78ZM115 219V221L113 222V220ZM196 221H195V220ZM201 220V222H200V220ZM221 221H219V220ZM52 221V222H50V221ZM78 220V221H77ZM216 222H214V221ZM222 220H224V222H222ZM227 220V221H226ZM18 221H22V218L21 219H19ZM29 221H28V223H29ZM40 221H43L44 222V224H43V222H40ZM46 221H48L49 222V224H48V222H46ZM54 221L56 222V223H59L58 225L60 226L59 228H58V225L56 224L55 226L56 227H54ZM77 221V222H76ZM109 221V222H108ZM134 221H136V220H134ZM139 221H140V223H139ZM218 221V222H217ZM32 222V223H33ZM39 222V223H38ZM79 222V223H78ZM117 222V223H116ZM128 222V223H129ZM142 222V223H141ZM203 222V223H202ZM77 223L79 224V225H77ZM81 223V224H80ZM110 223H112V224H110ZM118 223H120V224H122L121 225V227H120V224H119V226H118ZM148 223L149 222H147L146 221V223H145V225H147V227L145 226V228H149L148 227ZM217 223H219L218 225V228L216 227L215 228V226L217 225ZM254 223V224H253ZM42 224V225H41ZM51 224V225H50ZM53 224V225H52ZM110 224V225H109ZM127 224V225H126ZM11 224H9V226H10ZM46 225V226H45ZM47 225H48V227H47ZM62 225V226H61ZM103 225V224H102ZM101 225V226H102ZM109 225V226H108ZM114 225H116L114 228H113V226ZM143 226H144V223L142 224ZM223 225V226H222ZM253 227V228H250L251 226ZM259 226V229H258V226ZM261 225V226H260ZM42 226L44 227V228H42ZM49 226H51V228H53V229H51ZM64 226V227H63ZM100 226V227H101ZM167 226V227H166ZM179 227H180V225H178ZM213 226H214V228L216 229V232H214L215 231V229L213 228ZM250 226V227H249ZM7 228H8V225L6 226ZM81 227V228H80ZM89 229H88V228ZM93 227V228H92ZM94 227H95V230H94ZM109 227V228H108ZM169 227H171V230L170 229H168ZM173 227V228H172ZM202 227V228H201ZM224 227V228H223ZM10 228H11V226H10ZM58 228V229H57ZM87 228V229H86ZM175 228V231L173 230L172 231V229H174ZM180 228H182V230H183V226H181ZM219 228H220V231H219ZM222 228L225 230V232H224V230H222ZM228 228V229H227ZM250 228V229H249ZM260 228H262L263 230H261ZM51 229V230H50ZM56 229H57V231H56ZM62 229V230H61ZM110 229V230H109ZM113 229H114V232H115V230H117V232H113ZM160 229V230H159ZM166 229V230H165ZM189 229V228H188ZM196 230V232H195V230ZM12 230H14V229H12ZM84 230V231H83ZM108 230H109V232H108ZM168 230V231H167ZM211 230V231H210ZM214 230V231H213ZM254 230H255V232H254ZM257 230H259L258 232H257ZM53 231H54V234H53ZM66 231H67V233H66ZM95 231V232H94ZM168 232H170V234L168 233V235H167V233ZM172 231V232H171ZM187 231H189V232H187ZM217 231H219L221 234H225V238L223 237V235H221L220 233H218ZM242 232V234H241V232ZM48 232H50V234L48 233ZM52 232V233H51ZM55 232H59V234L58 233H55ZM63 232V233H62ZM91 232H92V234H91ZM111 232H113V233H111ZM175 232V233H174ZM186 232V233H185ZM191 232V234H189ZM208 232V233H207ZM227 232V233H226ZM239 232V233H238ZM250 232H252V234H250ZM254 232V233H253ZM48 233V234H47ZM61 233V234H60ZM95 233H97L99 236H102V238L101 237H98V235H96ZM165 233H166V237L164 236L165 235ZM212 233H216L215 235H213ZM220 235V237H219V235ZM236 234V238L237 239H235L234 237H235V234ZM57 234V235H56ZM64 234H65V236H64ZM68 234H70L69 236H71V237H67V235ZM173 234H175V236L173 235ZM189 234V235H188ZM230 234V235H229ZM245 234V235H244ZM248 234V235H247ZM32 235V234H31ZM44 235H46L47 237L49 236V238H47L46 236H45V238H44ZM93 235H95L94 237H93ZM113 235V236H114ZM120 235L122 236V235H124V233L123 232H120ZM153 236V238L152 239H154L155 237V240H161L162 241V246H158L157 248L156 247H154L153 245H150V244H152L153 243V241L150 239L151 237L150 236ZM229 235V236H228ZM250 235V236H249ZM255 235V236H256ZM264 235V234H263ZM61 236V237H60ZM63 236V237H62ZM155 236V237H154ZM169 236V237H168ZM173 236H174V240H172L173 239ZM189 236V237H188ZM192 236V237H191ZM218 236V237H217ZM234 236V237H233ZM240 236V237H239ZM243 236V237H242ZM245 236H247V237H245ZM249 236V237H248ZM32 237H35V238H33L32 239ZM32 237L30 236V238L29 237H27L28 239V243H29V240H30V243H29V245H31V243H33V247H34V245H35V247H38V245L39 246H44L43 244L41 245L40 243H41V241L39 242V244H38V241H36L37 239H38V237H36V236H34V234L32 235ZM54 237V238H53ZM58 237V238H57ZM67 237V238H66ZM72 237H73V239H72ZM176 237V238H175ZM182 237H183V240H182ZM202 238V240H201V238ZM240 238V240H239V238ZM67 240L68 239V241L67 242H69L70 241V243L71 244H74L73 246L72 245H67L68 243L67 242H65V243H67L66 245L65 244H63V243H61V244H63V245H61V244H59L60 243V239L61 240ZM70 238V239H69ZM148 238H149V240H148ZM170 238V239H169ZM185 238V239H184ZM217 238H218V241H217ZM219 238H220V240H219ZM230 238H231V240H230ZM233 238H234V240H233ZM246 238H247V240H246ZM36 239V240H35ZM132 239V240H131ZM142 239V238H141ZM166 239H167V242L168 243H170L171 244V246H167V245H170V244H168V243H166L165 241H166ZM176 239V240H175ZM229 239V240H228ZM242 239V240H241ZM3 240V239H2ZM0 241L1 243L4 241ZM23 239L22 238H20V242L22 241ZM146 240H148V241H146ZM36 243V244H34V242ZM52 241H53V243H52ZM100 241V242H99ZM149 241H151V243H148ZM170 241V242H169ZM183 241H184V243H183ZM221 241V242H220ZM225 241H228L227 243L225 242ZM230 241V242H229ZM235 241H237L236 242V244H238V245H235V243L234 242ZM240 241V242H239ZM243 243H245V244H243ZM49 242V243H48ZM57 244H56V243ZM99 242V243H98ZM142 243V247L140 246V243ZM155 242V241H154ZM166 244H165V243ZM174 242V243H173ZM176 242V243H175ZM225 242V243H224ZM233 242V243H232ZM0 243V244H1ZM192 243V244H191ZM220 243H221V245H220ZM231 243V244H230ZM241 243V244H240ZM55 244H56V246H55ZM146 244V245H145ZM163 244H165L166 246H164ZM225 245V246H223V245ZM37 245V246H36ZM58 245H59V247H58ZM178 245H180L179 247H178ZM228 245H230V247L228 246ZM233 245H235L234 247H233ZM240 245V246H239ZM247 245V246H246ZM72 246V247H71ZM75 246H77V244L75 245ZM173 246V248H171ZM182 246H184L183 248L184 249H182ZM32 247V246H31ZM51 247H53V248H51ZM150 247V249H148ZM161 247H163L165 250L164 251H162L160 248ZM212 247V248H211ZM236 247V248H235ZM251 249V250H249V248ZM56 248V249H55ZM73 248V249H72ZM143 248V249H142ZM154 248V252H155V250H156V252L155 253H153L152 251L153 250H151V249H153ZM169 248V249H168ZM171 248V249H170ZM177 248V249H176ZM229 248H232L231 250V252L229 251L230 249ZM234 248V249H233ZM243 248V249H242ZM76 249H77V252H76ZM168 249V250H167ZM180 249H181V251H180ZM236 249H238V250H236ZM47 250H48V248H47ZM56 250H57V252H56ZM82 251V253H83V255H81V251ZM172 251V250H174V251H172V252H170V251ZM249 250V252H247ZM80 251V252H79ZM168 251V252H167ZM179 251V252H178ZM184 251V252H183ZM221 251H223V252H221ZM60 252V253H59ZM66 252V253H65ZM68 252V253H67ZM71 252L73 253L72 255H71ZM164 252V253H165ZM170 252V253H169ZM176 254H175V253ZM181 252V253H180ZM220 252V253H219ZM236 252V253H235ZM243 254H242V253ZM252 252H253V254H252ZM173 253V254H172ZM186 253H188V254H186ZM222 253V254H221ZM225 253V255H227L226 257H225V255H223ZM233 253V254H232ZM60 254V255H59ZM87 256H86V255ZM138 256H137V255ZM154 254V255H153ZM48 255V256H47ZM50 255V256H49ZM75 255V256H74ZM77 255V256H76ZM86 257H85V256ZM152 255V256H151ZM179 255H181V256H179ZM190 255V256H189ZM217 255H218V258L217 259H215L216 257H217ZM223 255V256H222ZM249 255L252 257V258H249ZM55 256H57V257H55ZM80 258H79V257ZM129 256L131 257V260H130V258H129ZM154 256V257H153ZM221 256V257H220ZM0 257H2V258H0L1 260V262H0V264L2 263V262H12V261H10V260H12V257H13V255L12 254H6V255H3V256H0ZM3 257H4V259H3ZM6 257V258H5ZM33 257H35L34 259H32ZM55 257V258H54ZM83 257V258H82ZM133 257V258H132ZM135 257V258H134ZM177 257V258H176ZM183 257V258H184ZM194 257V258H193ZM47 258V260L45 261V259ZM51 258V259H50ZM71 258V259H70ZM75 258V259H74ZM81 258L83 259V260H81ZM86 258V259H85ZM138 258H139V260H138ZM193 258V259H192ZM225 258L227 259V260H225ZM38 261H37V260ZM56 259V260H55ZM73 259H74V261L75 262H73ZM80 261H79V260ZM129 259V260H128ZM219 259H221V260H219ZM5 260H7V261H5ZM35 260H36V263H35ZM128 260V261H127ZM155 260V259H154ZM157 260L158 261H154V263H151V264H157V262H158V264H159V262H160V259H158L157 258ZM195 260V261H194ZM198 260V261H197ZM217 260V261H216ZM229 260V261H228ZM52 261H55V262H53L52 263ZM81 261H82V263H81ZM127 261V262H126ZM136 261V262H135ZM216 261V262H215ZM220 261H221V263H220ZM228 263H227V262ZM43 262V263H42ZM58 262V263H57ZM92 262V263H91ZM93 262H95V263H93ZM138 262V263H137ZM199 262V263H198ZM241 263V262H240ZM240 263H237V264H240ZM3 264V263H2ZM26 264V263H25ZM29 264V263H28ZM101 264V263H100ZM117 264V263H116ZM231 264H234V263H232L231 262Z\"/></svg>",
    "mask_w": 264,
    "mask_h": 264
},
{
    "label": "bare ground",
    "instance_id": "2",
    "mask_svg": "<svg viewBox=\"0 0 264 264\" xmlns=\"http://www.w3.org/2000/svg\"><path fill=\"white\" fill-rule=\"evenodd\" d=\"M10 1V0H9ZM16 1V3L18 4V2L20 3V1H22L23 2V0H13V1H10L11 3H9L10 5L9 6H4V7H1L0 8V18L1 17H5L4 15L6 14V12H8L9 13V11L10 10H12V8L13 7H15V2ZM26 1V0H25ZM41 1V0H40ZM40 1H37V0H27L26 2H28V4L29 5H32V7H33V5H41L42 6V4H37V3H40ZM65 1V0H64ZM67 1V0H66ZM87 1V0H86ZM92 1V0H91ZM104 0H102V2H103ZM107 1V0H106ZM109 1V0H108ZM126 1V0H125ZM128 1V0H127ZM144 2L146 1V0H143ZM147 1H149V2H151L150 0H147ZM159 1V0H158ZM156 2V3H154L153 5H151L150 7H151V10L149 9V7H148V10H145V9H143L144 8V4L143 3H141L143 6V8H141V15L144 17V16H147V15H150V14H152L150 17H152L153 19H154V15H156V14H154L155 12L157 13V12H159V10H161V8H159L160 7V5H161V3L162 4H164L165 6H167L166 5V3L165 2H168L167 0H164V1H162V0H160V1H162V2ZM172 1V3H173V0H171ZM179 0H176V2H178ZM209 1V0H208ZM215 2H217V6H215L214 4V8L211 6V4H210V6L213 8V9H210L209 7V9H204V8H202L203 7V5L204 4H206V3H203V5H201V4H197V2L195 1V0H190V2L189 1H186V3L188 4L187 6H186V4L184 5L185 7H187L188 8V10L189 9H193L194 10V15L192 14L191 16H188V22H187V24L188 25H190L191 27L192 26H195L196 24H199L200 22L201 23H203V28H202V30L205 32L204 34H206V36L208 37H210L209 38V40H208V42H206L205 40H204V37L203 36H201V33L199 32V31H202L201 29L200 30H198V32H192V31H189L190 32V35H191V33H192V35L191 36H189V37H187V38H185V36L183 37L184 39H181L180 41H184V40H186L185 41V46L187 47V49L189 50V53H190V55L192 56H197L198 55V51H199V48L201 47H205V49H206V54H207V51H209V49H207L206 47H209V45H210V47L212 48V47H215V49L214 48H212V50H219V49H225V47L227 46H229V44H231V45H233L232 43H231V41L232 40H234V38L240 33V31H242L243 33H242V37H245V38H248V37H250V39L252 40V43L250 44V45H248V46H245L246 45V42L244 43V44H242V46L244 47H251V48H253L254 49V47L255 48H264V0H214ZM2 2V1H1ZM26 2H24L25 4H26ZM34 2V3H33ZM46 1H44V3H45ZM49 2H51L50 0H49ZM62 2V1H61ZM70 2V1H69ZM76 2V1H75ZM74 2V3H75ZM83 2V1H82ZM111 2V1H110ZM113 2V1H112ZM116 1H114L113 3H115ZM133 2V1H132ZM135 3H136V1H134ZM142 2V1H141ZM154 2V1H153ZM175 2V1H174ZM182 3V1H179V3ZM200 2V1H199ZM211 2V1H210ZM213 2V1H212ZM24 3H22V4H24ZM43 3V2H42ZM67 3V5L69 4L68 2H66ZM78 3V2H77ZM80 3H81V1H80ZM112 3V4H113ZM118 3V2H117ZM127 3V2H126ZM130 3V2H129ZM152 3V2H151ZM196 3V4H195ZM202 3V2H201ZM209 3V2H208ZM3 4V3H2ZM54 4V3H53ZM57 4H58V2H57ZM61 4V6H62V3H60ZM83 4V3H82ZM103 4H105V1L103 2ZM116 4V3H115ZM132 4V3H131ZM137 4H138V2H137ZM137 4H136V6H137ZM140 4V3H139ZM138 4V6H140ZM147 4V3H146ZM160 4V5H159ZM168 4V3H167ZM176 4V3H175ZM178 4V3H177ZM183 4V3H182ZM44 5H46V3L44 4ZM49 5V4H48ZM65 3L63 4V6L65 7ZM71 5H72V3H71ZM78 5V4H77ZM150 5V4H149ZM169 5V4H168ZM173 6H174V3L172 4ZM179 5V4H178ZM207 5V4H206ZM205 5V6H206ZM228 6V5H230V8H228V10L229 11H227V13H225V15H224V13H223V15H219V13H218V11H221L225 6ZM25 6V5H24ZM27 6V5H26ZM39 7V8H42V7ZM51 6H53L52 4H51ZM57 6V5H56ZM61 6H59V7H61ZM63 6L61 7V8H63ZM70 6V5H69ZM116 6H117V4H116ZM128 6V5H127ZM147 6V5H146ZM172 6V7H173ZM183 6V5H182ZM208 6V5H207ZM28 7V6H27ZM30 7V6H29ZM44 7H46V6H44ZM48 7V6H47ZM54 7V6H53ZM52 7V8H53ZM76 7V6H75ZM80 7V6H79ZM129 8H132V6L130 7V5L128 6ZM179 7H181V4H180V6ZM178 7V8H179ZM22 8V7H21ZM34 8V7H33ZM36 8V7H35ZM38 8V7H37ZM74 8V7H73ZM77 8V7H76ZM87 8V7H86ZM91 8V7H90ZM125 8H127V7H125ZM164 8V7H163ZM162 8V9H163ZM170 8H171V2H170ZM186 8V9H187ZM47 9V8H46ZM48 9H51V8H48ZM54 9V8H53ZM57 9H58V6H57ZM60 9V8H59ZM69 9V8H68ZM134 9V8H133ZM137 9H138V7H137ZM140 9V8H139ZM143 9V10H142ZM165 9H166V7H165ZM164 9V10H165ZM172 9H176V7L175 8H172ZM183 9H184V7H183ZM226 9H227V7H226ZM226 9H224V10H226ZM25 10V9H24ZM39 9H34V11L33 10H31L32 12H34V13H32V15H31V11H30V15H31V18L32 17H39L38 16V14H39ZM42 10V9H41ZM44 10V9H43ZM82 10V9H81ZM176 10H178V12H179V10L181 11V9H176ZM14 11V10H13ZM50 10H48L47 12H48V14H50L51 12H49ZM58 11V10H57ZM62 11V10H61ZM71 11V10H70ZM132 11V10H131ZM136 11V10H135ZM140 11V10H139ZM170 11V10H169ZM172 11V10H171ZM11 12V11H10ZM15 13L16 12H19V11H14ZM21 12V11H20ZM27 12V11H26ZM29 12V11H28ZM54 12V11H53ZM91 12H93V11H91ZM129 12V11H128ZM163 12V11H162ZM177 12V11H176ZM183 12V11H182ZM185 12H187V13H189L187 10L185 11ZM185 12H184V14H185ZM224 12V11H223ZM226 12V11H225ZM7 13V14H8ZM12 13V12H11ZM40 13H41V11H40ZM46 13V12H45ZM44 13V14H45ZM57 13V12H56ZM66 13V12H65ZM140 13V12H139ZM166 13V12H165ZM165 13H163V15H165ZM169 13V12H168ZM173 13V12H172ZM192 13V12H191ZM17 14V13H16ZM19 14V13H18ZM42 14V13H41ZM44 14H42V17L44 16ZM84 14V13H83ZM90 14H92V13H90ZM133 14V13H132ZM131 14V15H132ZM135 14H136V12H135ZM138 14V13H137ZM160 14H162L161 12H160ZM170 14V13H169ZM168 14V15H169ZM174 14H175V10H174ZM183 14V15H184ZM190 14V13H189ZM220 14H221V12H220ZM40 15V14H39ZM45 15H47V13L45 14ZM86 15V14H85ZM84 15V16H85ZM162 15V16H163ZM173 15V14H172ZM188 15V14H187ZM8 16V15H7ZM22 16V15H21ZM27 16V15H26ZM25 16V17H26ZM47 16H50V15H47ZM137 16V15H136ZM138 16H139V14H138ZM137 16V17H138ZM158 16V15H157ZM161 16V15H160ZM161 16V17H162ZM166 16H167V14H166ZM174 16V18H175V16L176 15H173ZM173 16H171V14H170V17H172L173 18ZM16 17V16H15ZM17 17H20V16H18L17 15ZM23 17V16H22ZM22 17H21V19H22ZM44 17H46V16H44ZM51 17V16H50ZM55 17V16H54ZM59 17V16H58ZM87 17H90V16H87ZM91 17H93V16H91ZM134 17V16H133ZM161 17H159L160 18V20H161ZM165 17V16H164ZM169 17V16H168ZM182 17V16H181ZM184 17V16H183ZM9 18V17H8ZM24 18V17H23ZM30 18V19H31ZM40 18V17H39ZM131 18V17H130ZM136 18V17H135ZM139 18V17H138ZM141 18L142 17H140V20H141ZM146 18V17H145ZM148 18V17H147ZM158 17H157V19H159ZM163 18V17H162ZM177 18H178V16L176 17V20H177ZM4 19V18H3ZM6 19V18H5ZM4 19V20H5ZM11 19V18H10ZM21 19H20V24L19 25H24L23 23H25V22H27V21H29V23H30V21L32 22V20H33V18H32V20H29V17L27 18L28 20L27 21H25L24 22V19H22V21L23 22H21ZM156 19V20H157ZM185 19V18H184ZM186 19V20H187ZM63 20V19H62ZM136 20V19H135ZM143 20V19H142ZM151 20V19H150ZM170 20H171V18H170ZM179 20V19H178ZM185 20V21H186ZM5 21H8V20H5ZM133 21H134V18H133ZM138 21V20H137ZM147 21V20H146ZM145 21V22H146ZM148 21H149V19H148ZM154 21H155V19H154ZM59 22H60V20H59ZM136 22V21H135ZM153 22V21H152ZM159 22V21H158ZM161 22V21H160ZM165 22H166V20H165ZM165 22H162V23H165ZM175 22V21H174ZM199 22V23H198ZM22 23V24H21ZM28 23V24H29ZM140 23V22H139ZM162 23H160V25H162ZM168 23V22H167ZM172 23H173V20H172ZM185 23V22H184ZM201 23H200V26H202L201 25ZM3 25H4V23H2ZM54 24H56V22L54 23ZM53 24V25H54ZM64 24V23H63ZM132 24H134V22L132 23ZM142 24V23H141ZM152 24V23H151ZM156 24V23H155ZM170 24V23H169ZM177 24V23H176ZM182 24V23H181ZM186 24V23H185ZM186 24V25H187ZM0 25H1V23H0ZM10 25V24H9ZM19 25H16L17 27L19 26ZM32 25V24H31ZM50 25H52V24H50L49 23V21L48 20H43L42 18H40V19H38V22L35 24H33L32 26H30V25H27L28 26V28L27 29H29L28 30V32L30 31V33L28 34V35H30L31 36V34H35L36 32H38L39 33V35H40V37H41V35H43L42 37H47V38H54L55 39V37H54V35H53V32L56 30V29H54V27H53V29H54V31H53V29H51L52 28V26H50ZM65 25V24H64ZM146 25H147V23H146ZM172 25V24H171ZM175 25V24H174ZM184 25V24H183ZM186 25H184V26H186ZM25 26H26V24H25ZM61 26H63V25H61ZM60 26V27H61ZM140 25L138 24V27H139ZM143 25H141L140 27H142ZM145 26V25H144ZM151 26V25H150ZM154 26V25H153ZM156 26H157V24H156ZM166 26H168V24H166ZM179 26V25H178ZM7 27V26H6ZM16 27V28H17ZM64 27V26H63ZM68 27H69V25H68ZM131 27V26H130ZM137 27V26H136ZM162 27V26H161ZM180 27V26H179ZM178 27V28H179ZM2 28V29H1ZM3 28H4V26H2V27H0V29L3 31ZM8 28V27H7ZM6 28V29H7ZM56 28V27H55ZM59 28V27H58ZM143 28V27H142ZM147 28V27H146ZM146 28H144V29H146ZM151 28V27H150ZM154 28V27H153ZM168 28V27H167ZM172 28V27H171ZM170 28V30L168 31H166V28H165V31L164 32H160V34L158 33L157 34V32H156V34H153V32H154V29H153V32L151 31V30H147L145 33H143L142 31H140V32H142V34H138V33H140V32H138V29H137V33H135V32H133V34H129L128 36V38L126 39V41H127V43H125V45L123 44V46L121 47L120 46V48H116V49H114L112 52H114V51H117V52H115L116 53V55H115V53H114V55L116 56V58H115V56H114V58H112V57H110V58H112V60L114 61V62H111L110 61V63H109V60H108V57L106 56V54H105V56L104 55H102V54H104L105 52H104V50L102 51V50H100L99 49V51L100 52H97L98 53V55L97 56H100L97 60H95L93 63H89V65H87V68H86V66H85V69L86 70H83L82 72H80V69H79V71L78 72H72V70H73V68H72V66H71V68H69V69H72L70 72H69V69H67V66H66V68H64V71H62V72H66V73H62L61 75H63V77L65 76V77H70L72 74H75V77L76 78H72L71 80V82L69 83V84H72V87H73V83L75 84V82L74 81H76V79L78 78H80V79H82L83 80V82H85V86H86V89L92 94V102H91V104H90V102L88 103L90 106H89V108H88V111H87V108H86V110L85 109H83L82 108V110H85V114L84 115H82V116H80V118H79V120H78V123L77 122H75V123H77V124H75V127L74 128H72V129H69V127L70 126H72V125H68L66 128H68L67 129V131H72L71 133H69V134H67L66 136H65V138L62 140L63 141V143H64V146L66 147V150H64L63 152L61 151V153H59V155H63V158L65 159L66 158V156H69V155H67V153H71V151H69L70 149H78V147L80 146L79 144L81 143V141H87L88 143H89V139L91 138V134L92 133H97L98 131L99 132H103L104 131V129L105 130H107L108 129V131H107V134L106 135H110V134H112V135H114L115 133H118V131L120 130H123V131H127V132H130V131H132L133 129H136V131H137V134H135L136 132H135V130H134V134H133V131L131 132V134H133V135H136L134 138H135V140H132V141H134L133 142V147L132 146H130V147H132L133 148V151H132V153L130 154V150H129V154H125V152H126V150L125 149H123L122 150V148H121V150L117 153H115V155L113 154V155H111V157L110 158H112V156H116L117 158L118 157H120V158H122V159H120V164H121V166L120 165H118V166H120L121 167V169L119 170L120 172H119V174H116V175H121L123 178H124V180H126V182H127V180H128V182H130L131 183V185H132V187H133V194L136 196V195H138V198H140V200L139 201H141L142 203H147V205H146V208H145V205H144V208L145 209H143L144 211H141V213H142V215H143V219H145L144 221L145 222H143L142 220V218H140L139 220H141L143 223H144V226L142 225V224H140V225H136L135 224V222L137 223L138 221V219H136L138 216H133V213H134V210H135V208H137V205L135 204L134 205V203L133 202H130V203H127V202H125V205H124V207H125V213L126 212H130V213H132V215H130L129 217H131L132 219H128V218H126V219H123V223L125 222V220H130V222L129 221H126V223L127 224H129L130 226H122L121 227V225L122 224H120V223H118V226H119V224H120V232H123L124 233V235H120V232H117V230H115V232H117V233H119L118 235H112V236H110L109 234H107L106 232H105V230H107L106 229V225L105 224H107V221L105 222L104 220H103V218H101L100 217V215H99V210H100V208L102 207V199H103V197H102V199L100 198V199H98V195H97V184H96V180L95 181H90V179H92V177H94V176H92V173L94 172V170L93 169H103L105 166L104 165H98V161H96V160H98V159H95L94 157L95 156H97V154H95V151L97 150V151H99L100 150V152H104V150L106 149L105 148V146L106 145H108V143H107V141L106 140H104V139H100V140H102V142H93V140H91V139H93V138H91L90 140H91V143H94L93 145H95L97 148H99V150L98 149H96L95 147V149H93L92 147L93 146H91V150H88V152L83 156L84 157V159L83 160H81L80 158H79V162L78 163H81V162H83L82 164H80L81 166H80V169H78V168H76V169H78V170H76L75 169V165L73 166L74 167V169L77 171V172H75L76 173V175H74L75 176V181H74V179L72 180V181H70V183L72 182V183H75L76 182V184H81V185H86V189L88 190V188H89V192L90 193H86L87 194V196L89 195V194H91L90 195V198H94V201H92L93 199H91V200H89L88 201V199H86V197H84L83 199L81 198L82 196H81V194H80V198L82 199V200H80V202L79 203H81V205H82V202L83 203H85V204H87L86 205V207H85V212H83V213H81L80 215L81 216H76V218H79L78 220H82L81 222H84L86 225H89V226H95L96 228H98V229H100V230H98V231H101L100 233H102V234H106V235H108V236H105L103 239H104V241H102L100 244H97V242H95V241H97V237H96V240H94L93 241V239H92V236H89V234L87 235V234H84V233H82L81 231H82V228L80 229V230H78L77 229V227L78 226H75V223H74V219L76 220V218H74L75 217V215H77V214H74L76 211L74 210V206L77 204H75V205H73V203H72V201H71V206L73 205V210H71V211H69V212H63L62 213V211H60V213H59V217L63 220V221H65L66 223H68V224H70V234H73V235H75V237H76V239H77V241L76 242H73V243H75V245L77 244V246H75L74 244H71L70 243V241L69 242H67L68 241V239L67 240H64L63 238V240H59L60 241V243L59 244H61V243H63V244H67V245H74V248L76 247H79L78 249H81L82 251H85L87 254H90L89 255V260H86V263H87V261L88 262H90V261H96V262H98L99 264L101 263V264H118L120 261L118 260V259H126V258H124L125 257V254H126V256H127V254L129 255V252H131L132 253V255H130V256H133V254L134 253H138V255H140V253H142V251H141V249H139V248H136V246H137V242L135 241L134 243H132V244H128V241H127V239H125V237L127 236V237H129V238H133V240H135L134 238H136L135 236H137V239L138 240H140V241H142L143 242V245H144V241H143V239H144V237H145V235H148V234H156V236H157V228L155 227V225L157 224H159L158 226H160L161 225V223H163L164 225L165 224H167V225H169L170 223H172V221H173V223L172 224H174V225H169V226H173V227H175V223H177V227H178V230L176 229V233H178L177 235H176V237L178 236V240H180L179 239V237H181L183 234H184V229H186V230H191V232H193V228L196 226V224H193L194 225V227L193 228H191L190 229V226H193L192 224L190 225V226H188L189 225V222H190V220L191 219H189V222L187 223V221H186V223L184 222L185 220V218L188 220V218H187V216L185 217V216H183L182 214V211H181V207L179 208V205L177 206L178 208H175L176 206V203L173 205V203H172V198L173 199H176L177 197L176 196H179V197H181V199H180V201L182 202L181 203V205H183V206H185L183 209H185V208H187V210L188 211H190V209L192 210V212H194L195 214L197 213V215L199 216V218L202 216V214H204V212H207V210L210 208V206L209 205H211V204H209V203H207V205H205L204 207H202V208H198L197 207V205H195V204H191L192 202L194 203V201L193 200H195L194 198H192V189H190L189 188V186H188V184H187V180H188V178H191L190 177V175L192 174L193 176H194V178H192V180L194 179V181L196 180V182H198V185H200V184H202V187H199V188H201V190H203V191H201V193H199V194H202V196H207V194H209V193H214L215 195H220L221 197H226V195H227V191L225 192V190H224V187H226V185L229 187H227L228 189V191H230L231 192V176L232 175H236V173H234V174H232V172H233V165L231 164V161H232V157H236V156H239V158H241L242 160H245L246 161V157H247V154L248 153H246L247 151H248V147L250 146L249 145V143H251V146H252V144L253 145H255V146H253V147H264V131H263V133H261L260 135H258V136H251V138H249V136L246 138V139H244V140H242V142L240 143V144H237L238 146L236 147H234V148H232L231 149V116L229 115L228 116V114L230 113V111H231V109H230V111H229V109H227L226 107H225V105L227 104L226 102H225V100H224V104L222 103V101H221V99L223 100V98L221 97V98H217V97H215V96H213V97H211L209 100H208V98H207V102L205 103V106H204V112H202V114L201 115H203V117L205 116L207 119H208V123L207 122H203V124H202V126L200 127L199 126V124L200 123H198L197 121H195V122H190L189 121V123H185L184 121H181L180 120V118L182 117H180L179 119L175 116V117H170L169 115H168V112H170V111H172V108H171V110H169L168 112H167V110H165V109H163V108H161V106H159V105H157L156 103V105L157 106H159V108L157 109V110H155V108H154V106H153V108H154V111H153V109L151 108V105H150V103H149V101H152L153 99H154V101H155V98H158L159 96H157L156 97V95H157V93L161 90V89H163L164 87V84H163V82H165V84H166V82L168 81V79H167V81H162V79L165 77H163V78H161L160 77V75H159V72H158V70H159V68L160 67H158V69H156V67L157 66H155V69L151 66L152 65V63H153V61H151V62H149V59H150V57L152 56V54L154 55V54H156V55H161L162 56V53H164L165 51H164V49H166V46H167V44H168V42H169V40L172 38V37H174L176 34H180V33H177L178 32V30L182 33V29H178L177 28V26L175 27V28H177V29H171ZM185 28V27H184ZM188 28V27H187ZM190 28V27H189ZM6 29H4V31L6 30ZM14 29V28H13ZM21 29V28H20ZM24 29H26V27L24 28ZM69 29V28H68ZM130 29V28H129ZM149 29V28H148ZM157 28L155 27V30H156ZM164 29V28H163ZM186 29V28H185ZM197 29V28H196ZM195 28L193 29V30H196ZM199 29V28H198ZM67 29H65V31H66ZM114 30V29H113ZM131 30V29H130ZM133 30V29H132ZM139 30H141V29H139ZM173 30V31H172ZM1 31V34L3 33ZM8 31V30H7ZM11 31V30H10ZM25 31V30H24ZM102 31V30H101ZM119 31V30H118ZM123 31H124V29H123ZM122 31V32H123ZM157 31V30H156ZM160 31H161V29H160ZM13 32H14V30H13ZM17 32V31H16ZM59 32V31H58ZM103 32V31H102ZM105 32H106V30H105ZM126 32V31H125ZM184 32H186L185 30H184ZM15 33V32H14ZM18 33V32H17ZM56 33H57V30H56ZM97 33H99V32H97ZM96 33V34H97ZM115 34H116V32H114ZM118 33V32H117ZM155 33V32H154ZM187 33V32H186ZM186 33H183V34H186ZM5 34V33H4ZM10 34V33H9ZM55 34V33H54ZM64 34V33H63ZM62 34V35H63ZM95 34V35H96ZM110 34V33H109ZM203 34V35H204ZM15 35V34H14ZM25 35V34H24ZM23 35V36H24ZM36 35V34H35ZM95 35H93V36H95ZM98 35V34H97ZM103 35V34H102ZM187 35H189V34H187ZM10 36V35H9ZM108 36V35H107ZM122 36V35H121ZM150 36H152L153 37V39L150 37ZM178 36V35H177ZM180 37L181 36H183V35H179ZM0 37H4L3 35L1 36L0 35ZM14 37V36H13ZM21 37V36H20ZM57 37V36H56ZM99 38V35L98 36H96V37H94V38H92V39H94L95 40V42H96V39L98 40V38ZM103 37V36H102ZM112 37V36H111ZM110 36H109V38H111ZM239 37V36H238ZM6 38V37H5ZM18 38H19V34H18ZM33 38V37H32ZM31 38V39H32ZM62 38V37H61ZM96 38V39H95ZM101 38V37H100ZM104 38V37H103ZM118 38V37H117ZM3 39V38H2ZM34 39H35V37H34ZM39 39V38H38ZM105 39V38H104ZM148 39V40H147ZM175 39V38H174ZM242 39V38H241ZM240 39V40H241ZM24 40V39H23ZM55 40H60V38L58 39H55ZM62 40H63V38H62ZM112 40V39H111ZM119 40V39H118ZM239 40V39H238ZM244 40V39H243ZM243 40H241V41H243ZM250 40V41H251ZM7 41V40H6ZM5 41V42H6ZM22 41V40H21ZM20 41V42H21ZM28 41V40H27ZM32 41V40H31ZM34 41V40H33ZM32 41V42H33ZM36 41V40H35ZM48 41H49V39H48ZM91 41V40H90ZM90 41L88 42V43H90ZM110 41V40H109ZM115 41V40H114ZM125 41V42H126ZM172 42L174 41L173 40V38H172V40H171ZM170 41V42H171ZM179 41V42H180ZM236 41V40H235ZM2 42V41H1ZM18 42V41H17ZM37 42L38 41H36V43L34 42V46H36L35 44H37ZM57 42V41H56ZM56 42H49V43H56ZM86 42V41H85ZM94 42V41H93ZM100 42H102V41H100ZM123 42V41H122ZM176 42V41H175ZM177 42H178V40H177ZM178 42V43H179ZM240 42V41H239ZM248 42H249V40H248ZM3 43V42H2ZM2 43L0 44V46L2 45ZM59 43V42H58ZM58 43H56V44H58ZM119 43V42H118ZM124 43V42H123ZM178 43H174V44H172V43H169L168 45H172V47L173 46H177V44ZM184 43V42H183ZM243 43V42H242ZM32 44H31V46H32ZM47 44V43H46ZM85 44V43H84ZM91 44H93V43H91ZM97 44V43H96ZM101 44V43H100ZM115 44V43H114ZM180 44H181V42H180ZM23 45V44H22ZM25 45H27V43L25 44ZM29 45V44H28ZM61 45H62V43H61ZM88 45V44H87ZM93 45H95V43L93 44ZM97 45H99V44H97ZM103 45V44H102ZM106 45V44H105ZM110 45V44H109ZM112 45V44H111ZM121 45V44H120ZM6 46V45H5ZM8 46V45H7ZM6 46V47H7ZM30 46V47H31ZM52 46H55L54 44L52 45ZM51 46V47H52ZM57 46V45H56ZM85 47L86 45H82L81 46V48H80V51H81V49H82V47ZM89 46V45H88ZM91 46V45H90ZM89 46V47H90ZM104 46V45H103ZM6 47H4V48H6ZM59 47H60V45H59ZM63 47V46H62ZM79 47H80V45H79ZM87 47V46H86ZM85 47V48H86ZM91 47H94V46H91ZM96 47V46H95ZM109 47V46H108ZM114 47H116V46H114ZM118 47V46H117ZM171 47V46H170ZM170 47H168V48H170ZM180 47H182V46H180ZM179 47V48H180ZM226 47V48H227ZM230 47V46H229ZM18 48V47H17ZM26 48H27V46H26ZM32 48V47H31ZM55 48V47H54ZM68 48V47H67ZM66 48V49H67ZM96 48H98V47H96ZM107 47H105V49H106ZM174 48V47H173ZM201 48H200V50H201ZM25 49V48H24ZM36 49V48H35ZM52 49H53V47H52ZM57 49V48H56ZM61 50H62V48H60ZM71 49V48H70ZM87 49V48H86ZM102 49V48H101ZM104 49V48H103ZM113 48L111 47L110 49H107V50H112ZM172 49V48H171ZM171 49H169V50H171ZM174 49H176V48H174ZM204 49V48H203ZM228 49V48H227ZM248 49H250V48H248ZM253 49H250V50H253ZM6 50H7V48H6ZM12 50V49H11ZM40 50V49H39ZM43 50V49H42ZM51 50V49H50ZM64 50V49H63ZM83 50H84V48H83ZM83 50H82V52L81 53H83ZM93 50V48H88V50H87V52L89 53V55H85V54H78L76 51H74V49L72 50L73 52H76L77 53V55H76V53L73 55V57H75V60L74 61H76V58H77V60H78V62L77 63H80V64H88V62L86 63L85 61H87V59H91V57H92V55L94 54L93 52H90V51H92ZM106 50V51H107ZM177 50H178V46H177ZM180 50H182V48L180 49ZM184 50V49H183ZM182 50V51H183ZM229 50V49H228ZM0 51H1V49H0ZM41 51V50H40ZM52 51V50H51ZM65 51V50H64ZM64 51H62L63 53H64ZM68 51H70V50H68ZM95 51V50H94ZM164 51V52H163ZM166 51H167V49H166ZM174 51V50H173ZM182 51H180V52H182ZM204 51V50H203ZM203 51H200L201 53H205V52H203ZM238 51H240V50H238ZM245 51V50H244ZM23 52V51H22ZM28 52V51H27ZM58 52V51H57ZM73 52H72V54H73ZM86 52V50L84 51V53H87ZM104 52V53H103ZM172 54H173V52L172 51H170ZM170 52H166V54H169ZM175 52V51H174ZM177 52V51H176ZM175 52V53H176ZM184 52H186V51H184ZM199 52V53H200ZM209 52H211V51H209ZM9 53H11V52H9ZM8 53V54H9ZM20 53V52H19ZM26 53V52H25ZM52 53V52H51ZM59 53V52H58ZM71 53V52H70ZM90 53H92L91 55H90ZM102 53V54H101ZM109 53V52H108ZM126 53H129V54H126ZM175 53H174V55H175ZM178 53V52H177ZM216 53V52H215ZM255 53V52H254ZM3 54V52L1 53V55ZM23 54V53H22ZM39 54V53H38ZM49 54V53H48ZM47 54V55H48ZM54 54V53H53ZM65 54V53H64ZM99 54H101V55H99ZM111 54V53H110ZM141 54L143 55V57H144V60L143 61H145L144 63H148L149 62V64H148V66H149V68H153L154 69V72L152 71L151 73H149L150 71L149 70H147L148 72V74H151V75H153L152 73H157L158 72V74L157 75H153V77L151 76V78L150 77H148L147 76V78L149 79V81H146V79H143L142 81H140L139 82V80H141L139 77L141 76V74L142 73H140V75L138 76V74H137V72H138V70H137V72L135 71L134 72V70L132 71V72H125V70L123 71L122 69H121V64H124L123 62H124V60L126 59V57H125V59H124V55H126V56H130V57H134L135 56V58H136V56H137V58L140 56L141 57ZM172 54H170L171 56H172ZM187 54V53H186ZM211 54H213V53H208V55H211ZM222 54V53H221ZM225 54H227V53H225ZM229 54V53H228ZM257 54V53H256ZM4 55V54H3ZM2 55V56H3ZM23 55H25V54H23ZM34 55H36V54H34ZM47 55H45V57H43V58H46V57H49V56H47ZM50 55H52V54H50ZM54 55H56V54H54ZM66 55H67V53H66ZM111 55H113V54H111ZM164 55V54H163ZM188 55V54H187ZM207 55V56H208ZM216 55H217V57H218V51H217V53H216ZM220 55V54H219ZM223 55H224V53H223ZM223 55H222V57H223ZM255 55V54H254ZM258 56H259V52H258V54H257ZM61 57V55H60V53H59V55L58 56H55V57ZM62 56H63V58H64V55L62 54ZM67 56H69V57H71L69 54L67 55ZM66 56V58H68L67 60H66V58H64L65 59V61H71V59H74V58H69V57H67ZM84 56H88V57H90V58H88L87 57V59H85L84 58ZM110 56V55H109ZM128 56V57H129ZM155 56V55H154ZM154 56H152V57H154ZM171 56H168V57H170L171 58ZM177 56V55H176ZM181 56H183V54L181 55ZM202 56V55H201ZM204 56V55H203ZM214 54H213V58H214ZM1 57V56H0ZM25 57V56H24ZM34 57V56H33ZM51 57V56H50ZM54 57V56H53ZM121 57H122V63H119V61H121L120 59H121ZM127 57V58H128ZM158 57V56H157ZM163 57H165V58H167L166 56H163ZM188 57V56H187ZM211 58H212V56H210ZM224 57H226L225 55H224ZM224 57H223V59H224ZM229 56H227V58H228ZM256 57V56H255ZM2 58H4V57H2ZM1 58V59H2ZM31 58V57H30ZM37 58V57H36ZM136 58V59H137ZM142 58V57H141ZM159 58H161V57H159ZM159 58H156V60H158ZM164 58V59H165ZM175 58V57H174ZM174 58H172V59H174ZM182 58V57H181ZM221 58V57H220ZM254 58V57H253ZM257 58V57H256ZM255 58V59H256ZM0 59V60H1ZM21 59H23V58H21ZM139 59V58H138ZM143 59V58H142ZM188 59H191V58H187V60ZM195 59V58H194ZM193 59V60H194ZM258 59V58H257ZM3 60V59H2ZM5 61H6V59H4ZM15 60V59H14ZM27 60V59H26ZM52 60V59H51ZM84 60V61H83ZM130 60H131V58H130ZM130 60H128L129 61V63H131V61ZM154 60V59H153ZM161 61H162V58L160 59ZM159 60V61H160ZM167 60V59H166ZM177 60V59H176ZM213 60V59H212ZM214 60H215V58H214ZM227 60V59H226ZM9 61V60H8ZM17 61V60H16ZM40 61H41V57H40ZM39 61V62H40ZM46 62V65H47V63L49 62L48 60H45ZM54 61V60H53ZM58 61V60H57ZM64 61V60H63ZM68 61V62H69ZM84 62V63H81V62ZM89 61H91L92 62V60H89ZM126 61V60H125ZM134 61H135V59H134ZM133 60H132V62H134ZM178 61V60H177ZM189 61V60H188ZM199 61H201V60H199ZM203 61V60H202ZM221 61H222V58H221ZM220 61V62H221ZM258 61V64L257 65H259V69L261 70V73H262V82H264V57H259V60H257ZM2 63H4L3 61H1ZM0 62V63H1ZM21 62V61H20ZM24 62V61H23ZM26 62V61H25ZM28 62V61H27ZM31 62V61H30ZM34 62V61H33ZM44 61H42L41 62V64H39V66L41 67V65L42 64H44L43 63ZM56 62V61H55ZM59 62V61H58ZM57 62V63H58ZM67 62V65L68 64H70V62L68 63ZM73 62V61H72ZM136 62H138V61H136ZM139 62H141V61H139ZM156 62H158V61H156ZM156 62H154L153 64H155ZM163 62V61H162ZM165 62V61H164ZM169 62V61H168ZM171 62V61H170ZM173 62H175V63H177V65H178V62H176V61H172L171 63H173ZM182 62V61H181ZM184 62V61H183ZM196 62V61H195ZM210 62V61H209ZM214 62V61H213ZM217 62V61H216ZM215 62V63H216ZM222 62H224V61H222ZM226 62V61H225ZM229 63H230V61H228ZM17 63V62H16ZM22 63V62H21ZM53 63V62H52ZM112 63V64H111ZM160 63V62H159ZM175 63H173V64H175ZM199 63H201V62H199ZM7 64V63H6ZM24 64V63H23ZM28 64V63H27ZM30 64H32V62L30 63ZM29 64V65H30ZM34 64V63H33ZM32 64V65H33ZM36 64H38V62L36 61ZM36 64H34V66L36 65ZM54 64V63H53ZM56 64V63H55ZM65 64V63H64ZM75 64V63H74ZM127 64H128V62H127ZM127 64H126V62H125V65L127 66ZM132 64V63H131ZM131 64H129V66L131 65ZM134 64V66L137 64H135V62L133 63ZM143 64V63H142ZM142 64H140V66L142 65ZM162 64V68H163V63H161ZM168 64V63H167ZM170 64V63H169ZM184 64V63H183ZM213 64V63H212ZM218 64V63H217ZM220 64V63H219ZM218 64V65H219ZM13 65V64H12ZM25 65V64H24ZM66 65V64H65ZM72 65V64H71ZM77 65V64H76ZM124 65V68L126 67ZM138 65V64H137ZM137 65H136V67H137ZM156 65V64H155ZM160 65V64H159ZM158 65V66H159ZM164 65H165V63H164ZM224 65V64H223ZM3 66V65H2ZM60 66H61V64H60ZM70 66V65H69ZM84 66V65H83ZM129 66H127V67H129ZM143 66V65H142ZM151 66V67H150ZM166 66V65H165ZM168 67H169V65H167ZM179 66V65H178ZM177 66V67H178ZM225 66H226V64H225ZM227 66H228V64H227ZM230 66V65H229ZM6 67H8V66H6ZM5 67V68H6ZM36 67V66H35ZM46 67V66H45ZM58 67H59V65H58ZM74 67V66H73ZM76 67V66H75ZM126 67V68H127ZM138 67H139V65H138ZM144 67V66H143ZM145 67H147V65L145 64ZM167 67V68H168ZM171 67V66H170ZM174 67V66H173ZM176 67V68H177ZM182 67V66H181ZM12 68V67H11ZM29 68V67H28ZM59 68H61V67H59ZM79 68V67H78ZM83 68V67H82ZM132 68V67H131ZM130 68V69H131ZM135 68V67H134ZM165 68V67H164ZM211 68H212V66H211ZM214 68V67H213ZM229 68V67H228ZM2 69V68H1ZM13 69V68H12ZM15 69V68H14ZM17 69V68H16ZM37 69V68H36ZM39 69V68H38ZM37 69V70H38ZM51 69V68H50ZM58 69V68H57ZM128 69V68H127ZM130 69H128V70H130ZM133 69V68H132ZM138 69V68H137ZM142 69H144V68H142ZM142 69H140V70H142ZM152 69V70H153ZM171 69V68H170ZM227 69V68H226ZM230 69H232L231 67H230ZM235 69V68H234ZM47 70V69H46ZM74 70H76V69H74ZM82 70V69H81ZM127 70V71H128ZM155 70H156V72H155ZM166 70H168V69H165V71ZM229 70V69H228ZM11 71V70H10ZM34 71V70H33ZM36 71V70H35ZM40 71L41 72H43L42 70H41V68H40ZM39 71V72H40ZM145 71H146V69H145ZM145 71H143V72H145ZM160 71V70H159ZM169 71V70H168ZM167 71V72H168ZM229 71H231V70H229ZM15 72V71H14ZM37 72V71H36ZM46 72V71H45ZM50 72V71H49ZM48 72V73H49ZM54 72V71H53ZM50 73V74H52V75H56V73ZM58 72V71H57ZM140 72V71H139ZM164 72V71H163ZM167 72H165V73H167ZM3 73V72H2ZM29 73V72H28ZM30 73H32L31 72V70H30ZM77 73L79 74V75H77ZM161 73V72H160ZM164 73V74H165ZM172 73H173V71H172ZM172 73H170L169 72V74H172ZM175 73H176V71H175ZM34 74H39L38 72L37 73H34ZM33 74V75H34ZM41 74V73H40ZM116 74H122L123 75V78H124V81H125V83L122 85L121 84V86L120 85H118V82H117V77H116ZM148 74H146V75H148ZM5 75V74H4ZM10 75V74H9ZM8 75V76H9ZM13 75V74H12ZM29 75H31V74H29ZM32 75V76H33ZM44 75V74H43ZM46 75V74H45ZM49 75V74H48ZM58 75V74H57ZM60 75V74H59ZM66 75H70V76H66ZM77 75V76H76ZM145 75V76H146ZM6 76V75H5ZM14 76L16 77L17 75H15L14 74ZM21 76V75H20ZM19 76V77H20ZM40 76V79H41V81H42V78H44V77H41V75H39ZM170 76V75H169ZM174 76H176V75H174ZM184 76V75H183ZM1 77H3V76H0V78ZM7 77V76H6ZM18 77V76H17ZM46 77H48V76H46ZM44 78V79H47V78ZM50 77V76H49ZM56 77V76H55ZM60 77H62V76H60ZM120 77V76H119ZM168 77V76H167ZM5 78V77H4ZM8 78H10V77H8ZM14 77H12V82H10V83H12V89H10V90H7V92H4V93H2V89L4 88L3 87V85L2 84H0V85H2V89H0V167L2 166L1 165V163L3 164L4 162L7 164V166H8V164L10 165L11 164V162H9V161H12V164L10 165V166H8V167H6V166H4L6 169L7 168H9V170L7 169V172H5L4 170H2V169H0V178H1V176L3 175V174H7L8 176H9V174L10 173H12V172H14V171H10V169L12 168V165H14L15 166V171L17 172V173H20L22 176H20V175H18V178H16V184H21V185H23V183H24V181L25 180H27V182H28V180L30 181V180H35L34 178H36L37 179V177L36 176H39V175H36L37 174V171L35 170L36 168L38 169V166L35 168L34 167V165H35V163L37 162H35L34 160L32 161V156L33 155H31V154H33L32 153V150H33V146H34V142L37 140L36 139V133L37 132H35L34 130V132H35V134H34V132H32L31 130V128H29L28 127V125L25 127V120H24V118H23V116H22V114H21V110L24 108V106H26L25 105V102L23 101V100H19V95H20V98H22V97H24V96H22L21 94V92L24 90V92H25V86H26V84H28V83H26L28 80H30V79H28V80H26V81H24V79H20L19 80V78H18V80L19 81H17V80H14L13 79ZM21 78H22V76H21ZM33 78V77H32ZM31 78V79H32ZM59 78V77H58ZM146 78V77H145ZM171 78V77H170ZM175 78V77H174ZM174 78H173V80H174ZM11 79V78H10ZM53 79H55L54 77H52V80ZM63 79H65V78H62L61 80H63ZM66 79H68V78H66ZM180 78H178V80H179ZM4 80V79H3ZM3 80H1L2 81V83H3ZM56 80H57V77H56ZM59 80V79H58ZM60 80V81H61ZM69 81H70V79H68ZM164 80V79H163ZM166 80V79H165ZM172 80V81H173ZM6 81V80H5ZM8 81H10V80H8ZM14 81H16V82H14ZM31 81V80H30ZM37 80H35V82H36ZM46 82H48V79L47 80H45ZM44 80H43V82H45ZM60 81H58V82H60ZM78 81V80H77ZM186 81V80H185ZM184 81V82H185ZM25 82V83H24ZM32 82H33V79H32ZM58 82H56L57 84H58ZM62 82V81H61ZM60 82V83H61ZM65 82H67V81H65ZM146 82H149V83H147L146 84ZM175 82V81H174ZM176 82H177V80H176ZM180 82V80L178 81V83ZM261 82V83H262ZM6 83V85H8V87H9V83H7V82H5ZM39 83H42V82H39ZM54 83V82H53ZM59 83V84H60ZM77 83V82H76ZM171 83V82H170ZM68 83H64L63 82V85H62V87H61V89H65L67 86H70ZM79 84V83H78ZM84 84V83H83ZM82 84V85H83ZM167 84H169V83H167ZM264 84V83H263ZM6 85H4V86H6ZM40 85V84H39ZM56 85V84H55ZM61 85V84H60ZM77 85V84H76ZM148 85V86H147ZM178 85V84H177ZM184 85V84H183ZM183 85H180V86H183ZM28 86V85H27ZM34 86V85H33ZM48 86V85H47ZM77 86H80V85H77ZM123 86V87H122ZM179 86V87H180ZM29 87V86H28ZM56 87H57V85H56ZM60 87V86H59ZM71 87V86H70ZM75 87V86H74ZM172 87V86H171ZM55 88V87H54ZM68 88V87H67ZM67 88L65 89V90H67ZM85 88V87H84ZM167 88H168V86H167ZM167 88H166V90H167ZM176 88H178V87H176ZM186 88V87H185ZM5 89H7V87H5ZM29 89V88H28ZM27 89V90H28ZM58 89V87L56 88V90ZM61 89H59L60 91H61ZM77 89V88H76ZM169 89V88H168ZM54 90V89H53ZM58 90V92H60ZM264 90V89H263ZM5 91V90H4ZM9 91V92H8ZM68 91V90H67ZM69 91H70V88H69ZM182 91V90H181ZM186 91V90H185ZM28 92V91H27ZM39 92V91H38ZM62 93H64L63 91H61ZM161 92V91H160ZM167 92H169V91H167ZM166 91H165V93H167ZM21 93V94H20ZM55 93V92H54ZM85 93H86V91H85ZM163 93V92H162ZM164 93V95H166ZM171 93V92H170ZM169 93V94H170ZM241 93H244V92H241ZM60 94V93H59ZM72 94V93H71ZM78 94V93H77ZM76 93H75V95H77ZM90 94V95H91ZM28 95V94H27ZM63 95V94H62ZM81 95V94H80ZM87 96L89 95V93L88 94H86ZM167 95H168V93H167ZM230 95V94H229ZM228 95V96H229ZM262 95V94H261ZM22 96V97H21ZM35 96H37V95H35ZM64 96V95H63ZM70 96V95H69ZM73 96V95H72ZM38 97V96H37ZM59 97H61V96H59ZM58 97V98H59ZM166 97V96H165ZM197 97V96H196ZM209 97V96H208ZM263 97V96H262ZM62 98V97H61ZM70 98V97H69ZM73 98V97H72ZM76 98L78 99V97L76 96ZM82 98V97H81ZM89 98V97H88ZM198 98V97H197ZM196 98V99H197ZM226 98H227V96H226ZM231 98V97H230ZM249 98V97H248ZM19 101H18V100ZM74 99V98H73ZM73 99L71 100V101H73ZM159 99H160V97H159ZM158 99V100H159ZM163 99H164V97H163ZM170 99V98H169ZM174 99V98H173ZM225 99V98H224ZM228 99V98H227ZM226 99V100H227ZM243 99V98H242ZM254 99H255V97H254ZM260 99V98H259ZM264 99V98H263ZM25 100V99H24ZM38 100H40V99H38ZM81 100V99H80ZM168 100V99H167ZM177 100V99H176ZM175 100V101H176ZM200 100V99H199ZM228 100H230V99H228ZM25 101H27V99L25 100ZM60 101V100H59ZM69 101V100H68ZM76 101V100H75ZM89 101H90V99H89ZM170 101V100H169ZM198 101V100H197ZM205 101V100H204ZM35 102V101H34ZM41 102V101H40ZM56 102V101H55ZM76 102H78V100L76 101ZM76 102H75V104H76ZM157 102V101H156ZM164 102V101H163ZM167 102V101H166ZM165 102V103H166ZM198 102H200V101H198ZM230 103H231V101H229ZM246 102V101H245ZM62 103H63V101H62ZM61 103V104H62ZM67 103V102H66ZM85 103V102H84ZM152 103V102H151ZM160 103V102H159ZM169 103V102H168ZM202 102H200V104H201ZM203 103V104H204ZM229 103V104H230ZM50 104V103H49ZM65 104V103H64ZM63 104V105H64ZM70 104V103H69ZM74 104V105H75ZM88 104H86L87 106H88ZM155 104H153V105H155ZM167 104V103H166ZM171 104H172V101H171ZM196 104H197V102H196ZM202 104V105H203ZM38 105H39V103H38ZM62 105V106H63ZM72 105V104H71ZM77 105V104H76ZM85 105V106H86ZM169 106H170V104H168ZM168 105H167V107H168ZM173 105V104H172ZM201 105V106H202ZM60 106V105H59ZM65 106V105H64ZM84 106V105H83ZM156 106V107H157ZM175 106H176V104H175ZM175 106H173L174 108H175ZM179 107H181L180 105H178ZM227 106V105H226ZM27 107V106H26ZM29 107H31V106H29ZM58 107V106H57ZM57 107H56V109H57ZM75 107V106H74ZM80 107V106H79ZM163 107V106H162ZM166 107V106H165ZM177 107V106H176ZM178 107V108H179ZM229 107V106H228ZM33 108V107H32ZM73 108V107H72ZM169 108V107H168ZM178 108H176L177 110H175L174 111V109H173V111H174V113L176 114V113H178V114H181L182 113V111L184 110V109H178ZM182 108V107H181ZM200 108V107H199ZM230 108V107H229ZM27 109V108H26ZM34 109V108H33ZM36 109V108H35ZM47 109V108H46ZM167 109V108H166ZM29 110V109H28ZM27 110V111H28ZM31 110V109H30ZM36 110H38V109H36ZM49 110H51V109H49ZM48 110V111H49ZM62 110V109H61ZM75 110V109H74ZM80 110V109H79ZM81 110V111H82ZM112 110V111H111ZM200 110V109H199ZM153 111V112H152ZM203 111V110H202ZM26 112V111H25ZM45 112V111H44ZM43 112V113H44ZM46 113V112H45ZM52 113V112H51ZM173 113V112H172ZM173 113V114H174ZM201 113V112H200ZM23 114H25V113H23ZM49 115H50V112L48 113ZM47 114V115H48ZM40 115V114H39ZM46 115V114H45ZM171 115V114H170ZM182 115V114H181ZM57 116V115H56ZM68 116V115H67ZM184 116V115H183ZM79 117V116H78ZM116 117H119V118H117V119H119L120 121H122V124H121V126H118L119 124L118 123H121V122H118L117 120V124L118 125H116L115 123V121L113 122L114 123V125H116V126H118V129H117V127L115 126H113L112 124L113 123H111L113 120H110L111 118L113 119V118H116ZM189 117V116H188ZM202 117V116H201ZM39 118V117H38ZM56 118H59V117H56ZM61 118V117H60ZM64 118H65V116H64ZM63 118V119H64ZM40 119H42L41 117H40ZM39 119V120H40ZM55 119V118H54ZM54 119H53V123H54ZM62 119V118H61ZM75 119V118H74ZM78 119V118H77ZM76 119V120H77ZM207 119H205V120H207ZM69 120V119H68ZM75 120V121H76ZM197 120V119H196ZM200 120V119H199ZM202 120H203V118H202ZM48 121V120H47ZM49 121H51V120H49ZM48 121V122H49ZM57 121H58V119H57ZM74 121V120H73ZM201 121V120H200ZM46 122V121H45ZM67 122V121H66ZM55 123H56V121H55ZM42 122L40 121L39 122V124H38V126H37V129L39 130L40 128H42L43 126H42ZM46 124H47V122H46ZM72 124V123H71ZM34 125V124H33ZM49 125V124H48ZM63 125V124H62ZM67 125V124H66ZM74 125V124H73ZM44 126H45V123H44ZM51 126V125H50ZM54 126H56V125H54ZM46 127V126H45ZM45 127H44V129H45ZM65 127V126H64ZM50 128V127H49ZM84 128V129H83ZM121 128V129H120ZM133 128V129H132ZM262 128H263V130H264V118H263V122H262ZM36 129V130H37ZM48 129V128H47ZM54 129V128H53ZM56 129V128H55ZM58 129V128H57ZM64 129V128H63ZM129 129H132V130H130L129 131ZM50 130V129H49ZM52 130V129H51ZM188 130H192V132H194V135H195V137H194V135H191V133H189V131ZM60 131H62V130H60ZM115 133H114V132ZM120 131H119V133H120ZM123 131H122V133H123ZM39 132V131H38ZM46 132V131H45ZM54 132V131H53ZM56 132V131H55ZM108 132H109V134H108ZM112 132V133H111ZM126 132V133H127ZM61 133V132H60ZM60 133H59V135H60ZM68 133V132H67ZM105 133V132H104ZM114 133V134H113ZM119 133H118V135H119ZM121 133V134H122ZM125 133V134H126ZM51 134V133H50ZM53 134V133H52ZM124 134V133H123ZM128 134H130V133H128ZM246 134V133H245ZM244 134V135H245ZM38 135V134H37ZM45 135V134H44ZM54 135V134H53ZM56 135H58V134H56ZM96 136H98V133L97 134H95ZM133 135H131V137L133 136ZM48 136V135H47ZM111 136V135H110ZM115 136V135H114ZM126 136H129V135H126ZM161 136H165V138L168 140V147H166V154L165 153H163V154H165V157H164V155L161 153V147L163 148V146H162V143L160 144V143H158L159 142V140L158 139H160L159 137H161ZM63 137V136H62ZM94 137V136H93ZM100 137L102 138V136L100 135ZM116 137L117 138H119L120 136H117V134H116ZM192 137H194V138H192ZM53 138H55V137H53ZM53 138L51 139V140H53ZM58 138V137H57ZM96 138V137H95ZM112 138H113V136H112ZM116 138V139H117ZM121 138H122V136H121ZM120 138V139H121ZM128 138V137H127ZM164 138V137H163ZM106 139H108V138H106ZM114 139V138H113ZM119 139V140H120ZM128 139H130V138H128ZM132 139H133V137H132ZM243 139V138H242ZM39 140V139H38ZM49 140H50V138H49ZM50 140V141H51ZM96 140H99V137H98V139H96ZM127 140V139H126ZM156 140H158V144L157 143H155L156 142ZM161 140H163V139H160V141ZM165 140V139H164ZM56 140H54V142H55ZM60 141V140H59ZM111 141V140H110ZM114 141V140H113ZM123 141H125V140H122V141H119V143H123L124 144V142ZM129 140H127V142H128ZM61 142V141H60ZM109 142V141H108ZM112 142V141H111ZM115 142V141H114ZM97 143H98V145H97ZM165 144H166V142H164ZM50 144H51V142H50ZM112 144H113V142H112ZM115 144H116V142H115ZM160 144V145H159ZM52 145H53V143H52ZM88 145V144H87ZM117 145V144H116ZM126 146H127V144H125ZM164 145V144H163ZM167 145V144H166ZM165 145V146H166ZM249 145V146H248ZM50 146V145H49ZM48 146V147H49ZM60 146H63V145H60ZM63 146V147H64ZM113 146H114V144H113ZM118 146H120V147H122V145H117V147ZM125 146V147H126ZM160 146V147H159ZM164 146V147H165ZM248 146V147H247ZM82 147H84V146H82ZM120 147H119V149H120ZM128 147V146H127ZM50 148V147H49ZM49 148H47V149H49ZM57 148H58V146H57ZM62 148V147H61ZM81 148V147H80ZM79 148V149H80ZM89 148V147H88ZM105 148V149H104ZM116 148V147H115ZM123 148H124V146H123ZM248 148V149H247ZM35 149H37V148H35ZM39 149V148H38ZM51 149H53V148H51ZM51 149H49V152H51ZM58 149H60V148H58ZM58 149H56L57 151H58ZM83 149V148H82ZM82 149H81V154L83 153V152H85V151H82ZM101 149H103V151H101ZM108 149H110L109 147H108ZM128 149V148H127ZM262 149V148H261ZM39 150H41V148L39 149ZM43 150V149H42ZM62 150H63V148H62ZM112 150L113 151H115L113 148H112ZM117 150V149H116ZM258 150H259V148H258ZM38 151V150H37ZM78 151V153H79V150H77ZM76 151V152H77ZM87 151V150H86ZM109 150H107V152H108ZM164 151H165V149H164ZM44 152V151H43ZM53 152V151H52ZM56 152V151H55ZM59 152V151H58ZM76 152H74V154L76 153ZM106 152V153H107ZM109 152H111V151H109ZM36 153H38V152H36ZM57 153V152H56ZM69 153V154H70ZM47 154H49V153H47L46 152V155ZM65 154H66V156H65ZM72 154V153H71ZM70 154V155H71ZM38 155V154H37ZM43 155V154H42ZM45 155V156H46ZM50 155V154H49ZM52 155V154H51ZM58 155V156H59ZM79 155H80V153H79ZM75 156V157H81V155L80 156ZM98 155H102V153H100V154H98ZM108 155V154H107ZM104 156L105 157H107L105 154H104ZM108 156H110V154L108 155ZM47 157H48V155H47ZM47 157H45V158H47ZM70 157V156H69ZM116 157H114V158H116ZM71 158H72V155H71ZM96 158H98V157H96ZM102 158V157H101ZM101 158H99V159H101ZM116 158V159H117ZM34 159H36V158H34ZM39 159V158H38ZM57 159V158H56ZM59 159V158H58ZM57 159V160H58ZM67 159V158H66ZM65 159V160H66ZM76 159V158H75ZM74 159V160H75ZM103 159V158H102ZM101 159V161H103ZM115 159V160H116ZM262 159H264V158H262ZM37 160V159H36ZM43 161L44 162V160L43 159H40L39 160V162L40 161ZM56 160V161H57ZM59 160H61V159H59ZM63 160V159H62ZM64 160V161H65ZM114 161V159L112 158V159H110V162L111 161ZM42 161H41V164H43L42 163ZM46 161V160H45ZM69 161H73V159L71 160V159H69ZM89 162V164H90V166L87 168V166H86V164H88V162ZM96 161V162H95ZM100 161V160H99ZM109 161V160H108ZM112 161V162H113ZM123 161V162H122ZM264 161V160H263ZM33 162H35L34 164H33ZM48 162V161H47ZM75 162V161H74ZM105 163L104 164H106V163H108V162H106V161H104ZM118 162H113V163H111V164H109V165H106V167H105V173L103 174V176H104V178H106L108 181H112L113 179H114V177H113V174L115 173L114 171H118V168H115V166H114V164L116 165V163H118ZM49 163V162H48ZM48 163H47V165H48ZM65 164V162H63L62 161V164ZM71 163V162H70ZM101 163V162H100ZM6 164H4V165H6ZM39 164V163H38ZM58 164V163H57ZM60 164V163H59ZM61 164V165H62ZM72 164V163H71ZM76 164H77V162H76ZM92 164V165H91ZM37 165V164H36ZM40 165V164H39ZM44 165V164H43ZM43 165H41V168H42V166ZM54 165V164H53ZM68 166H69V164H67ZM83 165H85L84 167H83ZM59 166V165H58ZM71 166V165H70ZM102 166H103V168H102ZM53 167H55V166H53ZM72 167V166H71ZM76 167H78L77 165H76ZM82 167V168H81ZM14 168V167H13ZM40 168V167H39ZM40 168V169H41ZM44 168V167H43ZM46 168V170H47V167H45ZM44 168V169H45ZM167 168V169H166ZM44 169H41V171H43ZM55 169V168H54ZM66 169V168H65ZM71 169V168H70ZM73 169V170H74ZM114 169H116V170H114ZM10 171V172H9ZM49 171V170H48ZM54 171V170H53ZM67 171V170H66ZM103 171V170H102ZM188 171V172H187ZM235 171V170H234ZM64 172H65V170H64ZM72 172V171H71ZM71 172H69L70 174L69 175H71L72 173ZM74 172V171H73ZM264 172V171H263ZM42 173V172H41ZM57 173H59V172H57ZM13 174V173H12ZM40 174V173H39ZM50 174H52V172L50 173ZM64 174V173H63ZM101 174V173H100ZM188 174H190L189 175V177L187 176ZM17 175V174H16ZM42 176L44 175V172H43V174H41ZM40 175V176H41ZM53 175V174H52ZM178 175V177L177 178H175V176H177ZM191 175V176H192ZM251 175H255V174H251ZM20 176V177H19ZM45 176V175H44ZM55 176H57V175H55ZM63 176V175H62ZM61 176V177H62ZM115 176V175H114ZM168 176H171V178L170 177H168ZM256 176V175H255ZM4 177H5V175H4ZM7 177V176H6ZM5 177V178H6ZM16 177V176H15ZM70 177V176H69ZM116 177V176H115ZM257 177V176H256ZM258 177H260V176H258ZM261 177H262V175H261ZM2 178H3V176H2ZM52 178V177H51ZM97 178V177H96ZM103 178V179H104ZM117 178H118V176H117ZM232 178H233V176H232ZM235 178V177H234ZM263 178V177H262ZM10 179H12L11 181H14L13 180V178H11V175H10ZM15 179V178H14ZM41 179H42V177H41ZM40 179V180H41ZM63 179V178H62ZM66 179V178H65ZM70 179H71V177H70ZM116 179V178H115ZM256 179V178H255ZM254 179V180H255ZM260 179V178H259ZM258 179V180H259ZM99 180V179H98ZM191 180V179H190ZM254 180H252V181H254ZM55 181H57V180H55ZM60 181H62V180H60ZM67 181V180H66ZM65 181V182H66ZM74 181V182H73ZM104 181H106V180H104ZM103 181V182H104ZM114 181V183L116 182L115 180H113ZM193 181V182H194ZM251 181V180H250ZM261 181V180H260ZM9 182V181H8ZM15 182V181H14ZM26 182V181H25ZM34 182V181H33ZM42 183H44V184H42V186L43 185H45V183L47 182V177L45 176L44 177V179H42V181H41ZM40 181H39V184L41 183ZM52 182V181H51ZM100 183H101V181H99ZM120 182V181H119ZM121 182H124V181H122L121 180ZM262 182V181H261ZM260 182V183H261ZM35 183V182H34ZM67 183V182H66ZM93 183H95V184H93ZM99 183V184H100ZM189 183V182H188ZM229 183V184H228ZM251 183V182H250ZM256 183H259L258 181L256 182ZM3 184V183H2ZM2 184L0 185L1 187H2ZM8 184V183H7ZM9 184H10V182H9ZM15 184V185H16ZM31 184V183H30ZM30 184H28V185H30ZM104 184V183H103ZM112 184H113V182H112ZM119 185L121 184V183H118ZM118 184H116V185H118ZM123 184V183H122ZM127 184V183H126ZM194 184V183H193ZM14 185V186H15ZM35 185V184H34ZM67 185H68V183H67ZM72 185V184H71ZM80 185V186H81ZM105 185V184H104ZM115 185V186H116ZM125 185V184H124ZM256 185V187H257V184H255ZM260 185V184H259ZM4 187H6V185H3ZM14 186H13V188H14ZM31 186H33V184L31 185ZM73 186V185H72ZM72 186H70V188H72ZM87 186H88V188H87ZM100 186V185H99ZM112 186H114V185H112ZM113 187V188H116V187ZM201 186V185H200ZM263 186H264V184H263ZM0 187V188H1ZM9 187H11V186H9ZM18 187H19V185H18ZM17 187V188H18ZM22 187H24V185L22 186ZM29 187V186H28ZM67 187V186H66ZM83 187V186H82ZM123 187V186H122ZM126 187V186H125ZM191 187V186H190ZM197 187V186H196ZM240 187V186H239ZM260 187V186H259ZM258 187V188H259ZM262 187V186H261ZM51 188H53V187H51ZM60 188V187H59ZM78 188V187H77ZM101 188H102V186H101ZM105 188V187H104ZM104 188H102V189H104ZM117 188H118V186H117ZM4 189V188H3ZM7 189H8V187H7ZM10 189V188H9ZM16 189V188H15ZM22 189V188H21ZM31 189V188H30ZM36 189V188H35ZM42 189V188H41ZM48 189V188H47ZM55 189V188H54ZM58 189V188H57ZM75 189V187L74 188H72V190H74ZM100 189V188H99ZM106 189V188H105ZM129 189V188H128ZM128 189H126V190H128ZM236 189H239V188H236ZM235 189V190H236ZM263 189V188H262ZM1 190H2V188H1ZM14 190V189H13ZM25 190V189H24ZM33 190V189H32ZM38 190H39V188H38ZM52 190V189H51ZM56 190V189H55ZM67 190V189H66ZM78 190V189H77ZM76 190V191H77ZM79 190H80V188H79ZM78 190V191H79ZM101 190V189H100ZM109 190V189H108ZM107 190V191H108ZM131 190H132V188H131ZM197 190V189H196ZM199 190V189H198ZM244 190V189H243ZM10 191V190H9ZM19 191H21V190H19ZM18 191V192H19ZM45 191V190H44ZM47 191V190H46ZM75 191V190H74ZM82 191V190H81ZM106 191V190H105ZM107 191H106V193H107ZM110 191H111V189L109 190V192H108V195H109V193H110ZM237 191H240V190H237ZM258 191V190H257ZM260 191V190H259ZM264 191V190H263ZM262 191V192H263ZM4 192V191H3ZM2 191L0 192V194L1 193H3ZM12 192V191H11ZM22 192V191H21ZM32 192H34V191H32ZM67 192H69V190L67 191ZM67 192H66V194H67ZM71 192V191H70ZM98 192H99V190H98ZM200 192V191H199ZM229 192V193H230ZM261 192V193H262ZM15 193V192H14ZM16 193H17V191H16ZM24 193V192H23ZM23 193H22V195H23ZM26 193V192H25ZM52 193H54L53 191H52ZM51 193V194H52ZM55 193H56V191H55ZM101 193V192H100ZM104 193L105 192H103V194L101 193V195L103 196L104 195ZM129 193V192H128ZM131 193V192H130ZM226 193V194H225ZM21 193H19V195H20ZM29 194H31V192H28V194L26 193V195L28 196ZM35 194V193H34ZM46 194V193H45ZM69 194V193H68ZM73 194V192H71V194L70 195H72ZM76 193L74 192V194L73 195H75ZM79 194V192L77 193V195ZM132 194V195H133ZM241 194V193H240ZM244 194V193H243ZM2 195V194H1ZM6 195V194H5ZM4 195V196H5ZM13 195V194H12ZM17 195H18V193H17ZM36 195H38V194H36ZM35 195V196H36ZM42 195V194H41ZM50 195V194H49ZM70 195H68L67 197H65V198H68ZM71 196V197H74V196ZM82 195H85L84 194V192H83V194ZM131 195V194H130ZM129 195V196H130ZM258 195V194H257ZM10 196V198H11V194L10 195H8V197ZM16 196V195H15ZM31 196V195H30ZM34 196V195H33ZM48 196V195H47ZM46 196V197H47ZM55 197L57 196V195H54ZM60 196V195H59ZM86 196V195H85ZM105 196L106 195H104V198H105ZM110 197L109 198H112V196H111V194L109 195ZM119 196V195H118ZM199 196V195H198ZM201 196V195H200ZM228 196H229V194H228ZM230 196H231V194H230ZM259 196V195H258ZM261 196L264 198V196L261 194ZM261 196H259V198L261 197ZM1 197V196H0ZM21 197V196H20ZM20 197H19V199H20ZM23 197V196H22ZM25 197V196H24ZM41 197H44V196H41ZM40 197V198H41ZM45 197V198H46ZM52 197V196H51ZM51 197H48V198H51ZM77 197V196H76ZM101 197V196H100ZM137 197V196H136ZM176 197V198H175ZM5 198H7L6 196H5ZM9 198V199H10ZM15 198V197H14ZM27 198V197H26ZM61 198V197H60ZM64 198V197H63ZM64 198V199H65ZM78 198V197H77ZM77 198H72L73 199V201L74 200H76ZM88 198H89V196H88ZM107 198H108V196H107ZM126 198L127 197H125V198H123V199H125V201H126ZM130 198V197H129ZM135 198V197H134ZM198 198V197H197ZM207 198V197H206ZM17 199V198H16ZM15 199V200H16ZM33 199V198H32ZM31 199V200H32ZM37 199V198H36ZM55 199V198H54ZM58 199V198H57ZM70 200H71V198H69ZM113 199H115L114 197H113ZM123 199H121V201H122V203H123ZM177 199H179V198H177ZM176 199V200H177ZM224 200H225V198H223ZM227 199V198H226ZM15 200H14V203H15ZM26 200V199H25ZM63 200V199H62ZM62 200H60V201H62ZM104 200V199H103ZM108 200V199H107ZM107 200H104V201H107ZM111 200V199H110ZM109 200V202H111ZM116 200V199H115ZM114 200V201H115ZM119 200H120V198H119ZM118 200V201H119ZM18 201V200H17ZM16 201V202H17ZM22 201H24V200H22ZM34 201V200H33ZM32 201V202H33ZM49 201H50V199H49ZM58 201V200H57ZM82 201V202H81ZM113 201V200H112ZM118 201H116V202H118ZM120 201V202H121ZM177 201H179V200H177ZM180 201L177 203V204H179L180 203ZM223 201V200H222ZM262 201V200H261ZM1 202V204H2V201H0ZM3 202H5V201H3ZM40 202V201H39ZM56 202V201H55ZM54 202V203H55ZM63 202V201H62ZM61 202V203H62ZM67 202V201H66ZM76 202H78V201H76ZM108 202V201H107ZM106 202V203H107ZM115 202V204H117ZM138 202V201H137ZM140 202V204H142ZM196 202V201H195ZM198 202H200V200L198 201ZM225 202V206H226V209H229V212L226 210H223V211H225V214H223V216H225L226 214L228 215L229 214V216H231L230 214H231V197H229V199L227 200V201H224ZM263 202V201H262ZM10 203V202H9ZM13 203V202H12ZM11 203V204H12ZM26 203V202H25ZM37 203V202H36ZM50 203V202H49ZM57 203V202H56ZM112 203V202H111ZM110 203V204H111ZM121 203V204H122ZM127 203V204H126ZM236 203V202H235ZM239 203V202H238ZM16 204V203H15ZM35 204V203H34ZM48 204V203H47ZM114 204V203H113ZM115 204H114V206H115ZM120 204V205H121ZM190 204H191V206H190ZM232 204H234V203H232ZM237 204V203H236ZM235 204V206H233V207H236L237 205ZM23 205V204H22ZM62 204H60V206H61ZM69 205V206H70ZM80 205V204H79ZM80 205V206H81ZM119 205V204H118ZM119 205V206H120ZM123 205V204H122ZM126 205H128V206H126ZM180 205V206H181ZM262 205V204H261ZM264 205V204H263ZM2 206V205H1ZM0 206V207H1ZM3 206H5V204L3 205ZM1 207V210H3V211H1L2 212V216H0V241L2 240L3 242L0 244V256H3V255H8V254H12L13 255V257H12V260H10V261H12V262H8L7 260H5V261H7V262H2L3 264H33V263H31L32 262V260H31V257L32 256H36V254H38L39 253V259H41V261H43L42 260V258H45V255L46 254H48V253H50L51 251H53V253H54V249H49L50 247L49 246H45L46 244L44 243L43 244V242L41 241L42 240V238H43V234H45L46 233V230L44 229V233H43V231H41V232H38L39 234H37V235H35L36 233H37V231H40L41 230V228H40V230H38L39 229V227L37 228V222L36 223H34L33 221V223L32 222H30L29 221V218H31L30 217V215L28 214V215H26V216H20V214L17 212H15L16 210H13V209H11V207L10 208H6V207H9V206H7L6 205V207ZM38 206V205H37ZM50 207H51V205H49ZM54 206V205H53ZM56 206V205H55ZM54 206V207H55ZM77 206V205H76ZM85 206V205H84ZM107 207L109 206V203H108V205H106ZM105 206V207H106ZM113 206V207H114ZM119 206H117L118 208H119ZM175 206V207H174ZM182 206V207H183ZM212 206V205H211ZM225 206H224V208L223 209H225ZM15 207V206H14ZM26 207V206H25ZM53 207V208H54ZM57 207H58V205H57ZM65 207V206H64ZM68 207V206H67ZM82 207V206H81ZM103 207H104V204H103ZM123 207V206H122ZM121 207V208H122ZM124 207L122 208V209H124ZM222 207H223V205L221 206V209H222ZM24 208V207H23ZM56 208V207H55ZM63 208V207H62ZM66 208V207H65ZM80 208V207H79ZM79 208H76V209H79ZM262 208H264V207H262ZM49 209V208H48ZM70 209V207L68 208V210ZM107 209V208H106ZM111 208H109V210H110ZM117 209V208H116ZM178 209H180V211H181V213L178 211ZM40 210V209H39ZM102 210H103V208H102ZM101 210V211H102ZM108 210V211H109ZM118 210V209H117ZM203 210H204V212H203ZM21 211V210H20ZM52 211V210H51ZM66 211H67V208H66ZM75 211V212H74ZM77 211H79V210H77ZM80 211H82V210H80ZM100 211V212H101ZM104 211V210H103ZM111 212L113 211V210H110ZM110 211L108 212V213H110ZM115 211V210H114ZM123 211V210H122ZM222 211V212H223ZM28 213H29V211H27ZM43 212V211H42ZM48 212V211H47ZM106 212H107V210H106ZM187 212V211H186ZM185 212V213H186ZM220 212H221V210H220ZM35 213V212H34ZM39 213V212H38ZM38 213H35V214H38ZM54 213V212H53ZM76 213H78V212H76ZM102 213V212H101ZM104 213V212H103ZM102 213V214H103ZM115 213V212H114ZM117 213H119V211L117 212ZM124 213V212H123ZM122 212H121V216L123 215V217L122 218H124V215H125V213L123 214ZM191 213V212H190ZM210 213V212H209ZM4 214V215H3ZM19 214V215H18ZM42 214V213H41ZM56 214V213H55ZM79 214V213H78ZM107 214V213H106ZM105 214V215H106ZM116 214V213H115ZM187 214V213H186ZM104 215V217H106ZM120 215V214H119ZM118 214L116 215V216H118V217H120ZM188 215V214H187ZM207 215H209V214H207ZM206 215V216H207ZM18 216H20L21 218H22V221H18L19 219H21V218H19ZM45 216V215H44ZM109 216L111 217L112 215H110L109 214ZM211 216V215H210ZM5 217V218H4ZM7 217V218H6ZM36 217V216H35ZM109 217V218H110ZM118 217H116V218H118ZM135 217V219H133ZM221 217V216H220ZM226 217H228V216H226ZM107 218V217H106ZM109 218H107V219H109ZM202 219L204 218H206L205 216H202L201 217ZM219 218V217H218ZM223 218V217H222ZM40 219V218H39ZM42 219V218H41ZM48 219V218H47ZM105 219V218H104ZM111 219H113V216L110 218V220ZM225 219V218H224ZM34 220V219H33ZM44 220V219H43ZM55 220V219H54ZM58 220V219H57ZM77 220V221H78ZM134 220H136V221H134ZM195 220V219H194ZM200 220V219H199ZM219 220V219H218ZM28 221H29V223H28ZM50 221V220H49ZM76 221V222H77ZM112 221V220H111ZM115 221V219L113 220V222ZM117 222L118 221H121V218H119L118 220H116ZM146 221L147 222H149L148 223V227L149 228H145V226L147 227V225H145V223H146ZM196 221V220H195ZM214 221V220H213ZM220 221V220H219ZM227 221V220H226ZM40 222H43V221H40ZM46 222H48V221H46ZM50 222H52V221H50ZM109 222V221H108ZM116 222V223H117ZM122 222V221H121ZM129 222V223H128ZM200 222H201V220H200ZM215 222V221H214ZM218 222V221H217ZM221 222V221H220ZM222 222H224V220H222ZM39 223V222H38ZM79 223V222H78ZM77 223V225H79ZM139 223H140V221H139ZM169 223V224H168ZM190 223H194V222H190ZM203 223V222H202ZM216 223V222H215ZM9 224H11L10 226H11V228H10V226H9ZM43 224H44V222H43ZM48 224H49V222H48ZM58 225L59 223H56L55 221H54V227H56L55 225ZM81 224V223H80ZM103 224V225H102ZM110 224H112V223H110ZM109 224V225H110ZM126 224V225H127ZM163 224L161 225V226H163ZM198 222H197V226H198ZM219 223H217V225L215 226V228L217 227L218 228V225ZM254 224V223H253ZM8 225V228L6 227ZM42 225V224H41ZM51 225V224H50ZM53 225V224H52ZM60 225V224H59ZM58 225V228L60 227ZM102 225V226H101ZM108 225V226H109ZM178 225H180V227L181 226H183V230H182V228H180ZM46 226V225H45ZM44 226V227H45ZM62 226V225H61ZM101 226V227H100ZM116 225H114L113 226V228L115 227ZM161 226H160V229H161ZM196 226V227H197ZM223 226V225H222ZM251 226V225H250ZM249 226V227H250ZM258 226V225H257ZM261 226V225H260ZM43 226H42V228H44ZM47 227H48V225H47ZM50 228H51V226H49ZM64 227V226H63ZM95 227H94V230H95ZM167 227V226H166ZM172 227V228H173ZM177 227H175V228H177ZM195 227V228H196ZM57 228V229H58ZM88 228V227H87ZM86 228V229H87ZM93 228V227H92ZM109 228V227H108ZM175 228L174 229H172V231L174 230L175 231ZM189 228V229H188ZM197 228H199V226L197 227ZM202 228V227H201ZM213 228H214V226H213ZM214 228V229H215ZM224 228V227H223ZM222 228V230H224ZM250 228H253L252 226L250 227ZM249 228V229H250ZM12 229H14V230H12ZM51 229H53V228H51ZM50 229V230H51ZM57 229H56V231H57ZM89 229V228H88ZM115 229V228H114ZM114 229H113V232H114ZM159 229V230H160ZM168 229H170L171 230V227H169ZM200 229V228H199ZM228 229V228H227ZM258 229H259V226H258ZM261 230H263L262 228H260ZM62 230V229H61ZM110 230V229H109ZM109 230H108V232H109ZM150 231L151 233H148L147 234V232L146 231ZM166 230V229H165ZM195 230V229H194ZM84 231V230H83ZM161 231H162V229H161ZM160 231V232H161ZM164 231V230H163ZM162 231V232H163ZM168 231V230H167ZM171 231V232H172ZM211 231V230H210ZM214 231V230H213ZM219 231H220V228H219ZM219 231H217L218 233H220ZM259 230H257V232H258ZM95 232V231H94ZM113 232H111V233H113ZM114 232V233H115ZM160 232H159V234H160ZM161 232V233H162ZM166 232V231H165ZM187 232H189V231H187ZM191 232L189 233V234H191ZM195 232H196V230H195ZM214 232H216V229H215V231ZM224 232H225V230H224ZM241 232V231H240ZM254 232H255V230H254ZM253 232V233H254ZM263 234H264V232L263 231H261ZM49 234H50V232H48ZM47 233V234H48ZM52 233V232H51ZM55 233H58L59 234V232H55ZM63 233V232H62ZM66 233H67V231H66ZM167 233V232H166ZM166 233H165V237L168 235V233L170 234V232H168L167 233V235H166ZM175 233V232H174ZM186 233V232H185ZM194 233V232H193ZM208 233V232H207ZM217 233V234H218ZM227 233V232H226ZM239 233V232H238ZM34 234V236H36V237H38V239L36 240V241H38V244H39V242L41 241V245L43 244L44 246H39L38 245V247H35V245H34V247H33V243H31V245H29V243H30V240H29V243L27 242L28 240V238L27 237H29L30 238V236L32 237V235ZM53 234H54V231H53ZM61 234V233H60ZM70 234H68L67 235V237L70 235ZM91 234H92V232H91ZM96 235H98L97 233H95ZM158 234V235H159ZM163 234V233H162ZM188 234V235H189ZM213 235H215L214 233H212ZM221 234V233H220ZM235 234V233H234ZM241 234H242V232H241ZM250 234H252V232H250ZM258 234H260V235H254V236H248L249 238H248V241H247V243H249V246H251L252 248H253V252H254V257L253 258H255V260H253V261H249V259H248V261L245 259L246 257H248V256H246L245 258L244 257H242V256H239V253H238V255H237V253L236 254H234V255H232L231 256V254H230V261H229V263L228 264H231V262L232 263H234V264H237V263H240V264H264V235L263 234H261V233H259L258 232ZM51 235V234H50ZM55 235V234H54ZM57 235V234H56ZM171 235V234H170ZM174 236H175V234H173ZM185 235V234H184ZM219 235V234H218ZM221 235H223V234H221ZM230 235V234H229ZM228 235V236H229ZM245 235V234H244ZM248 235V234H247ZM253 235V234H252ZM45 236L46 235H44V238H45ZM64 236H65V234H64ZM95 235H93V237H94ZM160 236V235H159ZM174 236H173V239L172 240H174ZM185 236H187V233H186V235ZM225 236V234L223 235V237ZM47 237V236H46ZM61 237V236H60ZM63 237V236H62ZM66 237V238H67ZM69 237H71V236H69ZM98 237H101L102 238V236H99L98 235ZM147 237V236H146ZM145 237V239H147ZM151 238V240L153 241V243L152 244H150V245H153L154 247H158L159 245L160 246H162V241H163V238L161 239L160 237H158L157 239H161V240H155V238L154 239H152L153 238V236L151 235L150 236ZM169 237V236H168ZM175 237V238H176ZM189 237V236H188ZM192 237V236H191ZM218 237V236H217ZM219 237H220V235H219ZM234 237V236H233ZM240 237V236H239ZM238 237V238H239ZM243 237V236H242ZM245 237H247V236H245ZM20 238H22L23 240L20 242ZM33 238H35V237H32V239ZM47 238H49V236L47 237ZM54 238V237H53ZM58 238V237H57ZM142 238V239H141ZM201 238V237H200ZM225 238V237H224ZM235 239H237L236 238V234H235V237H234ZM234 238H233V240H234ZM70 239V238H69ZM72 239H73V237H72ZM170 239V238H169ZM185 239V238H184ZM132 240V239H131ZM148 240H149V238H148ZM148 240H146V241H148ZM176 240V239H175ZM182 240H183V237H182ZM201 240H202V238H201ZM219 240H220V238H219ZM229 240V239H228ZM230 240H231V238H230ZM239 240H240V238H239ZM242 240V239H241ZM246 240H247V238H246ZM217 241H218V238H217ZM232 241V240H231ZM34 242V241H33ZM65 242H67V243H65ZM100 242V241H99ZM98 242V243H99ZM166 243H168L167 242V239H166V241H165ZM164 242V243H165ZM170 242V241H169ZM181 242V240L179 241V243ZM221 242V241H220ZM226 243L228 242V241H225ZM224 242V243H225ZM230 242V241H229ZM234 242V241H233ZM232 242V243H233ZM236 242L237 241H235L234 243H235V245H238V244H236ZM240 242V241H239ZM242 242V241H241ZM244 242V241H243ZM242 242V243H243ZM49 243V242H48ZM52 243H53V241H52ZM56 243V242H55ZM140 243V242H139ZM148 243H151V241H149ZM165 243V244H166ZM171 243V242H170ZM170 243H168V244H170ZM174 243V242H173ZM176 243V242H175ZM183 243H184V241H183ZM34 244H36L35 242H34ZM54 244V243H53ZM57 244V243H56ZM56 244H55V246H56ZM63 244H61V245H63ZM165 244H163L164 246H166ZM192 244V243H191ZM231 244V243H230ZM241 244V243H240ZM243 244H245V243H243ZM136 245V246H135ZM146 245V244H145ZM220 245H221V243H220ZM223 245V244H222ZM235 245H233V247L235 246ZM32 246V247H31ZM37 246V245H36ZM71 246V247H72ZM140 246L142 247V243H140ZM167 246H171V244L170 245H167ZM180 245H178V247H179ZM223 246H225V245H223ZM229 247H230V245H228ZM240 246V245H239ZM247 246V245H246ZM58 247H59V245H58ZM184 246H182V249H184L183 248ZM47 248H48V250H47ZM51 248H53V247H51ZM171 248H173V246L171 247ZM170 248V249H171ZM212 248V247H211ZM236 248V247H235ZM249 248V247H248ZM251 248V249H252ZM56 249V248H55ZM73 249V248H72ZM143 249V248H142ZM148 249H150V247L148 248ZM162 251H164L165 249L163 248V247H161L160 248ZM169 249V248H168ZM167 249V250H168ZM177 249V248H176ZM230 250V252L232 251L231 249L232 248H229ZM234 249V248H233ZM243 249V248H242ZM250 248H249V250H251ZM80 250V251H81ZM151 250H153L152 252L153 253H155L156 252V250H155V252H154V248L153 249H151ZM236 250H238V249H236ZM249 250L247 251V252H249ZM79 251V252H80ZM82 251H81V255H83V253H82ZM139 251H141L140 253H139ZM166 251V250H165ZM164 251V252H165ZM170 251V250H169ZM172 251H174V250H172ZM172 251H170V252H172ZM180 251H181V249H180ZM56 252H57V250H56ZM76 252H77V249H76ZM164 252H160L159 251V254L157 255V256H153L154 258H142L141 259V264H151V263H154V261L156 260V261H158L157 260V258L158 259H160V262H159V264H195V262L193 263L192 262V260H190V258H187L188 256H186V258L184 257H182L181 255H179V256H181L182 257V259L180 260H178V259H175L173 256L172 257H170L168 254H166V252L164 253ZM168 252V251H167ZM169 252V253H170ZM179 252V251H178ZM184 252V251H183ZM221 252H223V251H221ZM253 252H252V254H253ZM34 253H36V254H34ZM60 253V252H59ZM66 253V252H65ZM68 253V252H67ZM78 253V252H77ZM175 253V252H174ZM181 253V252H180ZM220 253V252H219ZM242 253V252H241ZM73 253L71 252V255H72ZM173 254V253H172ZM176 254V253H175ZM186 254H188V253H186ZM222 254V253H221ZM233 254V253H232ZM243 254V253H242ZM54 255H55V253H54ZM60 255V254H59ZM86 255V254H85ZM84 255V256H85ZM135 255V254H134ZM137 255V254H136ZM137 255V256H138ZM154 255V254H153ZM223 255H225V253L223 254ZM222 255V256H223ZM48 256V255H47ZM50 256V255H49ZM75 256V255H74ZM77 256V255H76ZM87 256V255H86ZM85 256V257H86ZM129 256V258H130V260H131V257ZM152 256V255H151ZM190 256V255H189ZM227 255H225V257H226ZM55 257H57V256H55ZM54 257V258H55ZM79 257V256H78ZM81 257V256H80ZM79 257V258H80ZM221 257V256H220ZM0 258H2V257H0ZM6 258V257H5ZM35 257H33L32 259H34ZM83 258V257H82ZM81 258V260H83ZM127 258H128V256H127ZM133 258V257H132ZM135 258V257H134ZM177 258V257H176ZM194 258V257H193ZM192 258V259H193ZM218 258V255H217V257L215 258V259H217ZM221 258H223V260H221V259H219V260H221V261H223V263H225L224 262V256L223 257H221ZM227 258V257H226ZM225 258V260H227ZM249 258H252L250 255H249ZM3 259H4V257H3ZM51 259V258H50ZM71 259V258H70ZM75 259V258H74ZM74 259H73V262H75L74 261ZM86 259V258H85ZM155 259V260H154ZM1 260V259H0ZM37 260V259H36ZM36 260H35V263H36ZM47 260V258L45 259V261ZM56 260V259H55ZM79 260V259H78ZM119 261V262H116V261ZM129 260V259H128ZM127 260V261H128ZM138 260H139V258H138ZM38 261V260H37ZM41 261H39V264L41 263ZM80 261V260H79ZM126 261V262H127ZM195 261V260H194ZM198 261V260H197ZM217 261V260H216ZM215 261V262H216ZM221 261H220V263H221ZM1 262V261H0ZM53 262H55V261H52V263ZM136 262V261H135ZM1 263V264H2ZM43 263V262H42ZM58 263V262H57ZM81 263H82V261H81ZM92 263V262H91ZM93 263H95V262H93ZM121 263H123V262H121ZM120 263V264H121ZM138 263V262H137ZM199 263V262H198ZM222 263V264H223ZM44 264V263H43ZM47 264V263H46ZM96 264V263H95ZM127 264V263H126ZM131 264H133V263H131ZM134 264H136V263H134ZM157 264H158V262H157Z\"/></svg>",
    "mask_w": 264,
    "mask_h": 264
}]
</instances>
